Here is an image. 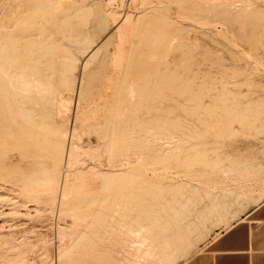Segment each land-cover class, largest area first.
Here are the masks:
<instances>
[{
	"label": "rangeland",
	"instance_id": "1",
	"mask_svg": "<svg viewBox=\"0 0 264 264\" xmlns=\"http://www.w3.org/2000/svg\"><path fill=\"white\" fill-rule=\"evenodd\" d=\"M71 3H70V2ZM62 0V1H59V3H58V7H55L54 9H58L59 11L60 10H62V9H66V8H70V7H72V8H74V7H76V6H78V4L79 3H82L83 4V6L82 5H79V6H82V7H84L86 10H90V16L88 17V19H87V29H88V31H89V33H88V35H92L91 36V40H93L92 42H94L95 44H99V43H101V42H103V39H104V42L106 41L107 42V49H105L104 48V50L102 51V53H101V55H100V57H99V59L98 58H96V60L95 59H93V61L91 62V65L89 64L88 66H87V69L86 68H84V65H82L84 62H85V58H86V56H85V58H84V56H82L81 58H80V60H79V65H78V63H77V70L75 69V71L73 70V72H72V74L70 75V78H71V80L73 79V80H75V81H73L74 82V84L72 83L71 85H70V87H71V91H73L72 93V95L70 94V96H72V98L70 97L69 98V100L66 102V103H62V107L60 108V115H59V117L58 118H56L55 116V114L54 115H50V116H48L47 118H46V124L45 125H47V126H52V125H54V124H59V126H60V128H61V130H65V131H68V136H67V139H66V145H67V147L69 146V144L68 143H71V144H75V145H77V147H80V148H77V149H79V150H77L78 151V154L79 155H81V157L78 155V158H76L74 161H72V163L71 164H65V162L67 161V159H66V157L67 156H65V158H64V162L61 164V166H60V171H59V176L61 177V183H62V181L64 180V177L66 176L65 174H67L66 173V171L68 172L69 171V173H71L72 172V170L73 171H75V172H72L73 173V177L75 176V173H81V174H85V178H87L85 181V183H88L87 184V186L89 185V184H93V185H91V187H93V188H95L96 189V187H94L95 185L97 186V187H101L100 189H97V192H95L94 190H92L93 188H91L90 186H89V188H87L85 191H87L88 189L90 190H88V193L87 192H83L82 193V191H84V190H80V184H81V182H78L77 181V179H75L74 180V178H73V180H74V182H72L71 181V183H75V181L76 182H78V185L75 183V185L73 186L71 183H69L70 182V180L69 181H67L66 183H69V186H70V184L72 185V187L70 186H68V184L64 187L63 186V183H62V185L60 184L58 187H57V191H56V195H55V202L52 204V203H47L46 201H43V200H41V202L39 203V205L40 204H42L40 207L41 208H45V211H30V212H28L27 211V214L24 212V211H22V212H24L25 214H23L24 216H21L22 214H20L21 213V211H17V213H15L16 211H10L9 210V208H7V207H9L10 205H9V203L6 201V200H3L5 203H6V205H5V203L4 202H2V199H4V197H6L5 196V194H7V193H11V191L9 190V187L7 188V190H5L4 192L2 191V192H0V196H3V197H1V202L2 203H4V205L1 203V206L3 205V206H6V207H3L2 206V208H1V206H0V208L2 209H0V217L1 216H3V217H1V219H0V221H2V227L4 228V229H2L1 227H0V243L2 244V246H0V264H18V262H19V264H131L133 261H131V260H127L126 259V257H125V255L127 256V258H129L131 255L129 254V253H126V252H130L129 250L131 249L132 250V248H129V247H131V246H129V244H130V242H131V244H134V247H136L137 246V243H134L136 240H137V238H139L138 237V235H137V231L139 230V229H137V228H141V226H143V225H145L146 227H148L149 229H151L150 231H158L159 233H167L168 232V234H170V235H172V236H174V237H176V235H182V236H189L190 238H191V242L187 245V247H186V250H184L182 253H183V256H185L186 258L187 257H191L192 255H194V254H196V253H198V252H200V251H202V245H203V242L204 241H207L209 238H213V239H216L218 236H219V234L218 233H216L217 231H216V229L217 228H224V227H228L227 225H230L231 224V222L234 220V218H235V216L236 215H239L240 213H242L245 209H246V207L248 206V204H249V202H250V200H251V198L252 197H254V199L256 198V197H260L261 196V194H262V191H263V189H264V149L262 148L263 147V145H264V0H207V1H205V0H190V2L188 1V0H186L184 3L183 2H181L182 0H175L176 2H177V4L179 3V4H181V3H183L182 5H178V6H182V8L181 7H179V10H181L180 11V14L179 13H177V11L175 12L174 10H177L178 9V7H177V5H176V2H174V0H169L170 1V3H172V4H169V2H168V4L166 5V1H168V0H156V1H158L160 4L161 3H163V1L165 2L164 4H161V6H162V8H163V6H164V8L167 10V11H165V9H164V11H163V9L162 8H160L161 6H160V4L158 3L157 4V2H155L156 4H154L153 2L155 1V0H148V1H150V3H148L149 4V6L151 5V2H152V7L150 6H147L146 4H143V2H146V1H143L142 2V4L143 5H139V4H141V2H139L140 0H129L130 1V4L129 5H131V6H128L127 4L129 3V1L128 0H115V1H113V0H111L110 2H106V1H109V0H85V3L86 4H84V0ZM87 1H88V3H87ZM134 1V2H133ZM139 2V3H136V2ZM142 1V0H141ZM162 1V2H161ZM180 1V2H179ZM184 1V0H183ZM205 1V2H204ZM61 2V3H60ZM69 2V3H68ZM76 2V4H74ZM91 4H90V3ZM97 4H96V3ZM121 2V3H120ZM128 2V3H127ZM133 2V4H135V5H133V4H131ZM66 3H68V4H66ZM92 3H93V5H92ZM105 3H107V4H105ZM190 3V5H188ZM0 4H2V1L0 0ZM59 4H61V5H59ZM110 4V5H109ZM122 4V5H121ZM174 4V5H173ZM75 5V6H74ZM87 5V6H86ZM88 5H91L90 7H88ZM97 5V6H96ZM119 5H121V6H119ZM136 6L137 7V5H139L137 8H135V7H133V6ZM158 5V6H157ZM172 5V6H171ZM186 7H185V6ZM199 5V6H198ZM94 6H96V8L98 9L97 11H98V13H97V11H95V9L96 8H94ZM100 6V7H99ZM102 6V7H101ZM109 6V7H108ZM140 6H142V7H140ZM145 6V7H144ZM153 6H157L158 8H160V9H162V15H160L161 14V11H160V9H158L157 7L153 10V11H151L152 9L151 8H153ZM165 6H170L169 8L168 7H165ZM176 6V7H175ZM188 6V7H187ZM88 9H87V8ZM112 7V8H111ZM147 7V8H146ZM173 7H175V8H173ZM183 7H185V8H187V9H184ZM215 7V8H214ZM217 7V8H216ZM109 8H111V9H109ZM129 8H132V9H129ZM143 8V9H142ZM172 8V9H171ZM188 8H189V11H188ZM200 8V9H199ZM201 8H202V10H201ZM104 9V10H103ZM134 9V10H133ZM135 9H138V10H135ZM142 9V11H140ZM145 9H149V11H147L148 13H150V14H147V12H146V10ZM158 9V10H157ZM174 9V10H173ZM182 9H183V12H182ZM204 9H205V11H204ZM209 11H208V10ZM212 9V10H211ZM58 10H56L57 12H58ZM93 10V11H92ZM100 10V11H99ZM103 10V11H102ZM109 10V11H108ZM112 10L114 11V12H112ZM129 10V11H128ZM170 11V13L168 14V12ZM191 10V11H190ZM251 10V11H250ZM1 11V10H0ZM95 11V12H94ZM102 11V12H101ZM105 11V12H104ZM107 11V12H106ZM123 12V13H121V17L120 18H118V15H119V13L120 12ZM131 14V13H133L134 11H136V12H134V15H132L133 16V18L132 19H134V20H136L137 19V21H139V23H137V25H139L138 27H139V32H141V30H143L144 31V29L143 28H145V26H147L145 23L146 22H148V20H146V19H151L152 18V21H154V16H156V13L154 14L153 12L154 11H158L157 12V16H156V18H155V21L154 22H152V23H154L153 25L151 24V22L150 23H147L148 25L150 24V26H153L154 28H150V29H155V28H157L158 26H161L160 24L163 22V26H167V25H169L170 23L172 24V26H171V24L169 25V27L167 26V28L169 29H166V27L164 28L163 27V29H164V31L166 32H168L169 31V33L170 32H172V29H173V32L172 33H174V32H176L177 34L175 35V34H171L170 33V35H171V37L172 36H176V38H175V41H174V39L173 40H171V43H168L167 42V40L165 41V43H163V44H161V46L163 45H168L169 44V46H167L168 47V52H166L165 54H167L168 53V55L170 56V57H167V59L169 60H165V63H166V66H164L165 65V63L163 62L164 60H162V57H161V55L160 54H163V51L165 52L166 51V49H167V47L164 49V47H161L160 45H159V47H161V50L159 51L158 50V55H156L157 54V49H160L159 47H155L154 46V48H153V50H155V53H154V56L156 55V56H158L157 57V60H159V61H157L155 58L154 59H150L151 60V62L152 61H154L155 62V60H156V62H160V64L157 66V63H154V62H152L151 63V65H153V66H151V65H149L148 67H149V71H150V75H146V73L147 74H149V71H147V69H148V67H145L146 66V61H147V63H149V61H148V58L147 57H149V58H151L150 56H152V58L154 57L152 54L153 53H151V51L153 52V50H152V48L150 47V48H148V46H150V44L148 43V46H146V45H144L143 47H145V50H143V55L145 54H147L145 57L143 56V59H142V63L143 64H141L142 66L141 67H143V68H141L140 67V75H141V73L143 74V72H145L144 74L146 75H144L145 77H147V78H145L144 77V79H142V84H143V87L141 86L140 88L142 89V88H146V89H142V91H144V92H141V94L140 95H142L141 96V98H139L138 99V97L137 98H135V99H133L134 101L136 100V102H134V101H132L131 102V100H130V98H129V96H127V93H128V91H127V89H124V88H127V84H125V86H124V88H122V91H123V89H124V95H126L127 97H124V99H121L120 101L118 100V101H115V102H118V103H114L113 101H107L108 99L106 98L107 96H105L106 95V93H113V91H111V90H109L108 89V91H107V89L105 88L104 90H106L107 92L106 93H104L105 91L103 90V86H105L104 84H103V86L101 85L104 81L101 79V76L103 75V72H104V70H103V68H104V65L102 64V61L100 60L101 59V56L102 55H104V53H106V50H110V48H113V47H111V46H113V43L117 40V37H116V39H113V38H115V37H113V36H115V35H112V39H111V33L110 32H113L112 34H115L114 32H115V28H116V23L117 22H121V20H122V18L123 17H126V14L128 13V12ZM131 11H133V12H131ZM138 11V12H137ZM151 11V12H150ZM186 11V12H185ZM207 11V13H206V15H205V12ZM211 11V12H210ZM213 11V12H212ZM246 11H248L246 14H249V16L247 15V17H246V14H245V12ZM253 11V13L251 14V12ZM93 12H94V16H95V18L97 19H94V16H93ZM104 12V13H103ZM112 12V15L114 16V14L115 15H117V19H115L116 18V16H114L113 17V20H111V21H116L117 20V22H115V24H114V22H112L111 24H109L111 21H109L110 19H112V18H110V17H112L111 16V14L110 13ZM116 12V13H115ZM165 12V13H164ZM174 12V13H173ZM182 12V13H181ZM203 12V13H202ZM210 12V13H209ZM100 13H101V15H100ZM107 13V14H106ZM118 13V14H117ZM126 13V14H125ZM128 13V14H129ZM138 13L140 14V15H138ZM152 13V14H151ZM176 13H177V15L179 14L180 15V17L181 16H183V15H185L186 16V14L188 15L187 17V19L186 18H183V17H179L178 16V18H177V15H176ZM184 13H186V14H184ZM105 14V15H104ZM129 14V15H130ZM145 14H147V15H145ZM165 14V15H164ZM172 14V15H171ZM181 14H183V15H181ZM191 14V15H190ZM201 14V15H200ZM96 15H97V17H96ZM107 15L109 16V17H107ZM141 16L142 18H140V19H138V18H136V16ZM149 15L151 16V17H149ZM166 15H168V16H166ZM172 17V18H170V16ZM175 15V16H174ZM200 15V16H199ZM202 15H205V16H202ZM207 15H209V16H207ZM255 15V16H254ZM92 16V17H91ZM135 16V17H134ZM153 16V17H152ZM158 16H164V18L163 19H159L158 18ZM166 16V17H165ZM184 16V17H185ZM192 16V17H191ZM201 17V18H199V17ZM91 17V18H90ZM147 17V18H146ZM149 17V18H148ZM175 17V18H174ZM90 18V19H89ZM108 18H109V20H108ZM136 18V19H135ZM145 18V19H144ZM182 18L185 20H182ZM92 19H93V21H92ZM115 19V20H114ZM159 19V20H158ZM164 19H165V21L168 19H172L171 21L169 20H167V22H170L169 24H166L167 22H165L164 23ZM177 19H180V20H177ZM204 19V20H203ZM253 19V20H252ZM92 21L93 22V24L92 23H90V21ZM96 20V21H95ZM226 20H228V21H226ZM102 21V22H101ZM140 21H141V23H140ZM156 21H158V22H156ZM173 21V22H172ZM177 21H178V23L179 24H182V25H180L179 26V24L177 23ZM184 21V22H183ZM208 21H211L210 23H208ZM222 21H225L226 22V25H225V22L224 23H222ZM95 22V23H94ZM134 22H136V21H134ZM160 22V23H159ZM206 22V23H205ZM227 22H228V24H227ZM92 24V25H90V24ZM159 23V25H157L156 26V24H158ZM184 23H185V25H184ZM208 23V24H207ZM114 26H113V25ZM142 24H144V25H142ZM213 24V25H212ZM215 24V25H214ZM90 25V26H89ZM111 25H112V27H111ZM173 25H175L176 26V28L179 26V28L180 27H182V26H184L181 30L180 29H178V30H176L175 29V26H173ZM204 25V27L202 28V26ZM206 25V26H205ZM207 25H209V27L207 26ZM223 25V26H222ZM93 26V27H92ZM109 26V27H108ZM144 26V27H143ZM156 26V27H155ZM185 26L186 27H188L187 29H185ZM210 26H211V28H210ZM213 26H214V28H213ZM243 26V27H242ZM90 27H91V29H90ZM114 27V28H113ZM224 27V28H223ZM226 27V28H225ZM231 28V29H229V31H228V28ZM101 28H102V30H101ZM112 28L114 29L113 31H112ZM140 28H141V30H140ZM172 28V29H171ZM204 28H206L207 29V31H206V29H204ZM232 28L234 29V30H232ZM251 28V29H250ZM92 30V31H95L96 29V31L95 32H97V33H95V32H91L90 30ZM147 28H145V30H146ZM214 29V30H213ZM225 29V30H224ZM263 29V30H262ZM205 30V31H204ZM227 30V31H226ZM235 30H237V31H235ZM243 30V31H242ZM179 31V32H178ZM186 31H187V33H186ZM91 32V33H90ZM189 32V33H188ZM202 32H204V33H202ZM205 32H206V34H205ZM215 34H214V33ZM255 32V33H254ZM96 35H95V34ZM169 33H167V35H169ZM258 33V34H257ZM150 34V33H149ZM181 34H183L182 36H180ZM185 34V35H184ZM188 34V36L186 37V35ZM205 35V36H201V35ZM213 34V35H212ZM218 34H219V38L217 37L218 36ZM94 35H95V38H94ZM137 35H140V34H137ZM141 35H144V33H141ZM145 35H147V36H149L148 35V33L147 34H145ZM189 35H191V36H189ZM209 35V36H208ZM215 35V36H214ZM223 38H222V37ZM263 36V37H262ZM184 37H186V38H184ZM225 37V38H224ZM228 37V38H227ZM173 38V37H172ZM171 38V39H172ZM182 38H184V39H182ZM188 38H189V40H188ZM193 38V39H192ZM197 38V39H196ZM102 39V40H101ZM182 39V40H181ZM187 39V40H186ZM191 39H192V41H191ZM195 39V40H194ZM108 40H110V41H108ZM203 41L202 42V44H201V42H198V41ZM217 40H218V42H220L219 44H217ZM100 41V42H99ZM111 41L113 42V43H111ZM188 41H189V43H188ZM195 41H197V43H194ZM255 41V42H254ZM259 41V42H258ZM105 42V43H106ZM109 42L111 43V45L109 44ZM193 42V43H192ZM177 43V44H176ZM171 44V45H170ZM189 44V45H188ZM196 44H198L197 46H196ZM180 45V46H179ZM181 45H183V46H181ZM187 45V46H186ZM190 45H191V47H190ZM195 45V46H194ZM108 46H110V47H108ZM180 47V49H178L177 47ZM193 46V47H192ZM202 46H204V47H202ZM205 46H206V48H205ZM208 46H209V49H208ZM147 47V48H146ZM170 47V48H169ZM182 47V48H181ZM164 50H163V49ZM177 48L178 50H175V49ZM201 48H203V49H201ZM142 49H144V48H142ZM149 49H151V51H149ZM189 49V50H188ZM187 50L189 51V52H187ZM162 51V52H161ZM172 51V52H171ZM183 51H186L185 53L183 52ZM148 52H150L151 53V55L149 56L148 55ZM149 53V54H150ZM164 55V54H163ZM162 55V56H163ZM168 55H164V56H168ZM163 56V57H164ZM102 58H103V56H102ZM146 58V59H145ZM166 58V57H165ZM164 58V59H165ZM162 61H161V60ZM84 60V61H83ZM143 60H146V61H143ZM178 60H179V62H178ZM97 61H98V63H97ZM173 61V63L174 64H170L171 62ZM183 63H182V62ZM83 62V63H82ZM145 62V63H144ZM163 62V63H162ZM170 62V63H169ZM178 62V63H177ZM82 63V64H81ZM162 63V64H161ZM169 63V64H168ZM179 63L181 64V67H180V65H179ZM186 63V64H185ZM92 64H93V66H92ZM145 64V65H144ZM182 64H184V66L185 67H183L182 66ZM174 65H176V67L174 66ZM188 65V66H187ZM80 66V67H79ZM90 66V67H89ZM102 66H103V68H102ZM171 66V67H170ZM190 66L193 68V70L190 72V70L192 69H188V68H190ZM82 67H83V69H82ZM101 67V68H100ZM153 67H155V68H153ZM161 67V68H160ZM162 67H164L165 69H163ZM179 67V68H178ZM187 67V68H186ZM220 67V68H219ZM158 68V69H157ZM159 68H160V70H159ZM167 68H168V70H167ZM175 68H177V69H175ZM195 68V69H194ZM197 68V69H196ZM81 69H82V71H81ZM146 71H145V70ZM158 71H161V76H160V73H159V71L157 72L156 70ZM173 69V70H172ZM203 70V71H201V70ZM144 70V71H143ZM152 70V71H151ZM163 70H165V71H163ZM176 71L175 73H177L178 72V74L180 75V74H184V76H179V77H181V78H179L178 77V74H175L174 72H172V71ZM183 70H185L184 72H183ZM188 70V71H187ZM200 70V71H199ZM143 71V72H142ZM179 71H180V73H179ZM196 71H198V72H196ZM84 72H86V73H84ZM171 74H173L172 76L170 75V73ZM189 72V73H188ZM193 72H194V74H193ZM196 72V73H195ZM201 72V74L204 76V74H205V76L207 77L206 79L201 75V74H199ZM236 72H238V73H236ZM78 73V74H77ZM81 73H83V74H81ZM168 73H169V76H168ZM204 73V74H203ZM86 74H88V75H86ZM90 74V75H89ZM102 74V75H101ZM158 74V75H157ZM186 74H188V75H186ZM196 74H198V77H197V75ZM217 74V75H216ZM74 75V77H72ZM81 75H82V77H81ZM92 75V76H91ZM95 77H94V76ZM98 75V76H97ZM186 75V76H185ZM190 75V76H189ZM192 75V76H191ZM84 76V77H83ZM87 76V77H86ZM89 76H90V79H88L89 78ZM142 76V75H141ZM151 77V76H153V77H151V78H148V77ZM173 76L175 77L174 79H173ZM188 76V77H187ZM193 76H196V78L194 79H192L191 80V78L193 77ZM200 76V77H199ZM201 76H202V78H204L206 81H203V79L201 78ZM80 77H81V80L82 79H84L85 80V84H87V86H88V83H89V87H90V90H89V87L87 88V86L86 85H84V87H86V88H84L85 89V92L87 93V91H89V95H91V97L89 96L88 97V95L85 93V92H83L82 94L81 93H79V86H78V84L81 82V80H80ZM86 77V78H85ZM162 77L164 78V77H167V78H165V79H163V80H165L166 82H167V80H168V82L166 83L165 81H162L161 79H162ZM170 77V78H169ZM187 77V78H186ZM209 77V78H208ZM231 77V78H230ZM93 78H95V79H93ZM98 80H97V79ZM152 78H154V79H152ZM172 78V79H171ZM177 78V79H176ZM198 78V79H197ZM200 78V79H199ZM86 79H87V81H86ZM145 79L147 80V81H145ZM151 79V80H150ZM171 79V80H170ZM180 79V80H179ZM186 79L188 80V81H186ZM221 79V80H220ZM232 79V80H231ZM88 80H92L91 82V85H90V81H88ZM95 80H96V82H95ZM143 80H144V82H143ZM151 81V82H149V81ZM153 80V81H152ZM159 80H160V82H159ZM177 80V81H176ZM196 80H198V81H196ZM200 80V81H199ZM202 80V81H201ZM156 81V82H155ZM165 82V83H163L162 84V82ZM169 81H170V83H169ZM175 81H176V83H175ZM179 81V82H178ZM183 81H185V82H188V83H184ZM189 81H191V82H189ZM193 81V82H192ZM195 81V82H194ZM225 81V82H224ZM78 82V83H77ZM88 82V83H87ZM102 82V83H101ZM140 82V83H141ZM146 82H149V83H146ZM153 82L155 83V84H153ZM202 82V84H200ZM206 82V83H205ZM100 85H99V84ZM172 83V84H171ZM204 83V84H203ZM210 83V84H209ZM230 83H232V84H230ZM233 83H234V85L235 86H233ZM238 83V84H237ZM142 84H140V85H142ZM145 84V85H144ZM147 84V85H146ZM164 84H166V86L164 85ZM170 84V85H169ZM206 84V85H205ZM215 84V85H214ZM72 85H74V86H72ZM80 85V84H79ZM116 85V84H115ZM114 85V86H115ZM159 85V86H158ZM203 85V86H202ZM226 85V86H225ZM99 86H100V88H99ZM205 86V87H204ZM73 87V88H72ZM116 87V86H115ZM202 88H203V92H202ZM74 89H78L77 91L75 90L74 91ZM114 89V88H113ZM206 91H205V90ZM213 89V90H212ZM178 90H179V92H178ZM229 91V94H228V91ZM101 91V92H100ZM104 91V92H103ZM126 91H127V93H126ZM177 91V92H176ZM222 93H221V92ZM225 91H227V92H225ZM90 92H92L91 94H90ZM97 92V93H96ZM200 92V95L198 96L197 94ZM201 92L203 93V94H201ZM75 93V94H74ZM85 93V94H84ZM99 93V94H98ZM123 93V92H122ZM126 93V94H125ZM220 93H221V95H220ZM78 94H80V95H78ZM102 94V95H101ZM205 94L207 95V96H205ZM82 95H83V97L84 98H82ZM92 95H93V97H92ZM99 96L98 98H96L97 96ZM140 95H139V97H140ZM196 95V97L198 98H196V97H194ZM74 96V97H73ZM87 96V97H86ZM102 96H105V97H103V98H105V100H102L103 98H102ZM223 96V97H222ZM101 97V99H99ZM81 100H80V99ZM86 98V99H85ZM89 98H90V100L92 99V100H94L93 102L92 101H90L89 102ZM94 98V99H93ZM192 98H196V101L194 100V99H192ZM209 98V99H208ZM213 98V99H212ZM76 99V100H75ZM77 99H79L78 101H77ZM84 99H85V102H83L84 101ZM98 100V102H97V100ZM219 99H220V101H222V103L219 101ZM102 100V101H101ZM192 100H194L195 102H193ZM197 100H199V101H197ZM201 100V101H200ZM88 101V102H87ZM95 101L98 103H95ZM103 101H105L106 103L105 104H103ZM140 103H139V102ZM192 101V102H191ZM223 101H224V103H223ZM76 102H78V103H76ZM120 102L123 104V105H125L126 107H125V109L124 108H122V105L120 106ZM124 102V103H123ZM138 102V103H137ZM200 102V103H199ZM71 103V104H70ZM90 103H91V105H90ZM112 103H113V105H114V107H115V105L116 104H118V106L116 105V110H115V108L113 107V106H111L112 105ZM131 103V104H130ZM133 103H135V104H133ZM195 103H197V104H195ZM204 103H206V105L208 106L209 105V109H208V107L207 106H205V104ZM70 106V109L68 108L69 106ZM76 104H78L77 105V108H76ZM84 104V105H83ZM133 104V105H132ZM138 104V105H137ZM77 110L76 112L74 111V108H72V106ZM80 105V106H79ZM88 105H90V106H88ZM99 105V106H98ZM100 105H101V107H108L109 106V109L108 108H105V112L104 113H106L107 111H106V109H108V114L106 115V117L105 116H103V114L102 115H100V112L102 113L103 112V110H104V108H103V110H101L102 108L100 107ZM129 105V106H128ZM135 105V106H134ZM194 105V107H191V106H193ZM199 106V107H201V110H199L200 108H196L197 106ZM68 106V107H67ZM83 106V107H82ZM85 106H87V107H85ZM188 106H189V108H188ZM207 107V109H204L203 107ZM93 107L95 108L94 110H92L93 109ZM101 110H98V108ZM111 107H113L112 109H111ZM124 107V106H123ZM127 107H130V109H131V112H129V111H127L126 112V110L127 109H129V108H127ZM135 107V108H134ZM137 107V108H136ZM141 107V108H140ZM184 107V108H183ZM185 107H187L188 108V110L185 108ZM190 107L192 108V109H190ZM66 108H68V109H66ZM120 108L121 109H123V113H128V114H126L127 116L129 115L130 117H125V118H127V119H125V120H127L126 121V123H124V124H127V122H129L127 125H129L128 127H127V125H125V128L127 127L128 129H126L125 131H127L126 133H127V135L125 134V140L128 138V142L129 143H127V140L126 141H123V142H125V143H120L121 141H118L119 140V138H120V135H118V134H120V125H121V123H122V121L124 120H122L121 122L119 121L118 122V120H119V115H121L120 116V118H123L124 117V114H123V117H122V114H120V112H121V110H120ZM127 108V109H126ZM133 108V109H132ZM218 108V109H217ZM226 108V109H225ZM244 108V109H243ZM84 109H87V110H84ZM129 109V110H130ZM135 109H137L138 111H136V112H133V114H132V111L133 110H135ZM198 110V112H195L194 110ZM203 109V110H202ZM70 110V111H69ZM90 110L92 111V112H96V111H98V114L100 115H98V114H95V112H94V114H95V117H93V113H91L90 112ZM124 110H125V112H124ZM186 110V111H185ZM189 110H193L195 113H193L192 111L190 112ZM64 111V112H63ZM83 111V112H82ZM90 112V113H88V112ZM110 111H111V114H110ZM112 111H113V114H112ZM115 111V112H114ZM120 111V112H119ZM205 111V112H204ZM208 111H210L209 113H208ZM223 111V112H222ZM79 112V115L77 114ZM190 112V113H189ZM242 112V113H241ZM67 113H68V116H67ZM70 113V114H69ZM83 115H85V116H83ZM191 113H193L194 115L196 114L197 115V119L196 120H194L196 117L193 115L192 117H190L189 116V114H191ZM200 113V114H203L204 115V117H205V115H206V120H208V121H205L206 123H210V121H211V119H213L212 121L214 122V123H216V121H217V123H218V125H220L221 126V131H220V126H217V124H214V125H212V121H211V123H210V125L212 126V127H218V128H215V129H213L212 130V127L209 125H207L205 122H201V123H199L198 121H204L205 119H203V115H198V114ZM206 113V114H205ZM208 113V114H207ZM229 113V114H228ZM237 113V114H236ZM73 114V115H72ZM77 116V117H75V115ZM115 114V115H114ZM136 114V115H135ZM188 114V115H187ZM213 114V115H212ZM219 114H220V116H219ZM234 114H236L237 115V117L238 116H242L244 119H242V121H240L241 120V118L240 117H238V118H240V120L239 119H237V117H236V115L235 116H233L232 117V115H234ZM69 115H70V117H69ZM82 117H81V116ZM89 115H90V117H89ZM97 115V116H96ZM110 115H113V116H110ZM53 116V117H52ZM87 116V118H86V120L88 119V123L87 122H83V123H81V125H79L80 124V122L84 119V117H86ZM108 116H110V121H107V119L109 118ZM134 116V117H133ZM213 116V117H212ZM66 117H68V118H66ZM91 117H92V120H91ZM112 117H113V121H112ZM195 117V118H194ZM201 117H202V119L203 120H199V119H201ZM234 117H236V118H234ZM247 117H249V119L247 120L246 118ZM54 118V119H53ZM64 118V119H63ZM71 118V119H70ZM79 118H81L80 120H78ZM95 118V119H94ZM103 118V119H102ZM106 118V119H105ZM131 118V119H130ZM199 118V119H198ZM208 118V119H207ZM209 118H211V119H209ZM228 118V120H227V122L229 123V126H228V123L225 121L226 119ZM231 118H232V120H233V118H234V120L232 121L231 120ZM258 120H257V119ZM59 119V120H58ZM75 119V121H73ZM192 119V120H191ZM230 119V120H229ZM254 119V120H253ZM256 119V120H255ZM50 120H52L51 122H50ZM57 120V121H56ZM61 120V121H60ZM68 120V121H67ZM76 120H78V123H77V121ZM89 120H90V124H89ZM104 120V121H103ZM106 120V121H105ZM116 122H115V121ZM121 120V119H120ZM125 120H124V122H125ZM129 120V121H128ZM135 120V121H134ZM210 120V121H209ZM246 120V122L245 123H247V124H249V122H251L250 123V125H247V124H244V121ZM251 120V121H250ZM261 120H263L262 122H260ZM49 121V122H48ZM66 121L68 122V123H66ZM80 121V122H79ZM84 121V120H83ZM111 121H112V123H111ZM178 121V122H177ZM189 121H195L196 122V125L197 126H195V123L193 124V122L191 123V122H189ZM218 121H220L222 124H219V122ZM230 121V122H229ZM231 121H232V123H231ZM237 121L240 123V124H244L245 126H247V127H245L243 124V126L241 127V126H239L238 124H237ZM249 121V122H248ZM56 122V123H55ZM91 122H93V123H91ZM106 122L108 123V125H106ZM118 122V123H117ZM189 122V123H188ZM254 122V123H253ZM72 123H74V124H72ZM87 123V124H86ZM111 123V124H110ZM114 123L116 124L115 126H114ZM167 123H169V125L171 124V125H173L171 128H169L170 126L169 125H167ZM180 123V124H179ZM191 123V127H193V125L196 127H193V128H191L190 126V128H191V130H192V132L194 133H190L191 132V130L189 131L187 128H189V127H187V125H189ZM198 123V124H197ZM67 124V126H68V128H67V126L65 127V125ZM84 126H86V127H82L83 125ZM100 124L101 125H103L104 127H100ZM133 124V125H132ZM174 124L175 125H177V126H174ZM178 124H179V126H181V127H178ZM193 124V125H192ZM232 126H231V125ZM70 125V126H69ZM78 125V126H77ZM107 126V129H106V126ZM110 125H111V127H110ZM119 125V126H118ZM206 125V126H205ZM237 125V126H236ZM252 125H254V127H252V128H255V129H251V127H250V131H248L249 130V127L248 126H252ZM91 126V127H90ZM118 126V127H117ZM168 126V127H167ZM203 126H205L204 128H201V127ZM207 126L210 128L211 127V130H209L208 129V131L206 130V133L208 132V134H206L205 133V131L203 130V129H205V128H207ZM226 126H227V128H226ZM70 127H73L72 129H70L69 130V128ZM82 127V128H81ZM97 127H99V128H97ZM130 127V128H129ZM197 127L199 128L198 130H197ZM225 127V128H224ZM228 127H229V130H230V133L232 134V136L230 135V133H229V131H228ZM233 127V128H232ZM241 129H243V130H245V131H243V130H241ZM260 127H262L261 129H260ZM50 128V127H49ZM65 128H67V129H65ZM88 128H91V129H88ZM102 128V129H101ZM105 128V129H104ZM109 128H111L112 130H110ZM118 128V129H117ZM145 128L147 129L148 128V130H145ZM236 128V129H235ZM259 128V129H258ZM80 129V130H79ZM84 129V130H83ZM89 130V132H92V133H88V130ZM103 129L106 131L105 132V135H103L104 133V131H103ZM109 129V130H108ZM152 129H154V130H152ZM161 129H163V131H161ZM167 129V130H166ZM219 129V131H220V133L222 134V136L220 135V138H216V137H218L219 135H216L215 133H217L218 131L217 130ZM238 129H239V131H238ZM256 129H257V131H256ZM91 130V131H90ZM93 130V131H92ZM132 130V131H131ZM152 130V131H151ZM197 132H199V134H195V133H197ZM225 130H227L228 132H226ZM237 132H236V131ZM257 132V133H255V131ZM259 130H261V132L259 131ZM75 131H77V134L79 133V135L81 136L83 133V138H82V136L80 137V139H79V135L77 136L76 135V132ZM81 131H82V133H81ZM99 131V132H98ZM119 132L118 134H116V132ZM133 132V133H131V132ZM148 131V132H147ZM158 132L157 133V135H155V136H153L154 134V132ZM161 131V132H160ZM195 131V132H194ZM214 131H217V132H214ZM244 132V133H242V132ZM259 131V132H258ZM70 132L72 133H74L75 135H74V137H71V135H70ZM109 132H111L110 134H109ZM145 132H147V133H145ZM153 132V133H152ZM174 134H173V133ZM202 132H204V134H206L207 135V137H209V139L207 138V137H205V138H203L204 136H206V135H201V134H203ZM213 134H211V133ZM214 132V133H213ZM226 132V133H225ZM241 134H240V133ZM245 132H246V134H245ZM252 132V133H251ZM254 132V133H253ZM85 133H88V134H85ZM131 133V134H130ZM149 133H150V135H149ZM152 133V134H151ZM164 135H163V134ZM192 134V135H195V136H197V137H195V136H187V134ZM225 133V134H224ZM229 135H228V134ZM235 133H238V134H235ZM249 133V134H248ZM250 133L252 134V135H250ZM90 134V135H89ZM129 134V135H128ZM156 134V133H155ZM161 134V136H158V135H160ZM182 134V135H181ZM209 134H211V135H209ZM214 134L216 135V137L214 136ZM224 134V135H223ZM233 134H235L236 135V137L233 135ZM257 134V135H256ZM86 135V136H85ZM109 135H111L110 137L112 138V139H108V138H110L109 137ZM163 135V136H162ZM198 135H201V137H198ZM239 135H241L242 136V138L240 139V137L241 136H239ZM260 135V136H259ZM262 135V136H261ZM69 136L72 138V140H71V138H70V140L71 141H69ZM89 136H91L90 138H88ZM103 136V137H102ZM116 136H118L117 137V141H118V144L117 145H119L120 146V144H124L123 145V149H120V148H118L119 146H116V148H118V149H114L113 148V144H111V143H113L112 141H110L111 143H109V140H113V138H114V140L116 141V139H115V137ZM128 136V137H127ZM131 136V137H130ZM203 136V137H202ZM228 136V137H227ZM231 136V137H230ZM256 136H257V138H256ZM86 137V138H85ZM151 137V138H150ZM160 137H162V139L160 138ZM186 137V138H185ZM192 137H194V138H192ZM213 137H215V138H213ZM221 137H222V139H221ZM225 137H227V139L225 138ZM229 137H230V139H229ZM249 139H247V138ZM249 137H251V138H249ZM255 137V138H254ZM92 138V139H91ZM99 138V139H98ZM100 138H102V140H105V138H106V140H108V141H106L105 140V142L107 143H109L108 144V146H110L111 147V145H112V148L111 149H109V147L107 148V149H105V147H106V143L104 142V141H102V140H100ZM123 138V139H124ZM159 138V139H158ZM163 138H164V140H163ZM183 138H185V139H188V143L186 142V140H183ZM192 138V139H191ZM196 138V139H195ZM233 138V139H232ZM238 138V139H237ZM244 138L246 139V140H244ZM254 138V139H253ZM258 138L260 139V140H258ZM74 139V140H73ZM80 141H79V140ZM88 139V140H87ZM183 141H182V140ZM256 139V140H255ZM79 142H78V141ZM91 141V143H90V141ZM92 140H93V142H92ZM152 140V141H151ZM180 140H181V142H180ZM206 140H208V142H207V144L205 143V141ZM219 140H220V142H219ZM225 140V141H224ZM226 140H227V143H226ZM238 140V141H237ZM251 140V141H250ZM253 140V141H252ZM76 141V142H75ZM87 141V142H86ZM88 141H89V144H87L88 143ZM149 141V142H148ZM152 143H151V142ZM195 141H197V142H195ZM200 141H202V142H200ZM212 141L214 142V144L216 143V141H217V143L215 144V146H214V144H213V146H212V144L210 145L209 143H212ZM224 141V142H223ZM243 141V143H241V142ZM248 141V142H247ZM258 141V142H257ZM105 143L103 146H102V143ZM148 142V143H147ZM185 143V145H184V143ZM192 142H194V143H192ZM218 142H219V144H218ZM254 144H253V143ZM257 143V145H256V143ZM259 142H261V144L259 143ZM81 143V144H80ZM93 143V145H91ZM120 143V144H119ZM146 143V144H145ZM164 143H167L166 145H167V147H169L168 149H169V152L167 151L168 149H167V147H165V144ZM191 143L192 144H195V143H198L199 144V146H200V144H202V143H204L203 144V146L201 145L200 146V148L201 147H205L206 148V150H205V148H201V149H203V150H201L200 148H199V146L197 147L196 145L194 146V145H191ZM224 143V144H223ZM249 143H251V144H249ZM70 144V145H71ZM115 144V143H114ZM129 146V148H124V146ZM129 144V145H128ZM169 144V145H168ZM187 144V145H186ZM188 144H190V146L188 145ZM206 144V145H205ZM209 144V145H208ZM228 144V145H227ZM240 144H242V145H240ZM89 147H88V146ZM116 145V144H115ZM145 145H146V147H145ZM148 145V146H147ZM152 145V146H151ZM156 145H157V147H156ZM159 145V146H158ZM205 145V146H204ZM227 146V148L228 149H232V150H229L228 151V149L224 146L223 148H220L219 146ZM234 145H235V147H234ZM253 145V146H252ZM256 145V146H255ZM93 146V147H92ZM100 146H101V148H100ZM164 148H163V147ZM191 146L192 147H194V149L197 147V148H199L198 150L201 152H199L198 150L197 151H195L194 149H191ZM212 146V147H211ZM219 147V148H217V147ZM221 146V147H222ZM239 146V147H238ZM243 146H246L245 147V149H244V147ZM250 146V147H249ZM81 147L83 148V149H81ZM90 147H91V151H93V153L90 151V153H87L86 152V154H83V150H88V148H89V150H90ZM99 148V154L97 153L96 154V151H97V148ZM155 147V148H154ZM161 147H162V149H161ZM185 147V148H184ZM207 147H210V149L209 148H207ZM233 147H234V149H233ZM253 147V148H252ZM257 147V148H256ZM84 148H86V149H84ZM94 148H95V151H94ZM154 148V149H153ZM157 148H159V150H161V153L162 154H164L165 152V154L167 155V156H165V154L164 155H157V156H159V157H163V158H165V157H174V162L172 161L173 160V158H172V160H171V157H170V164L168 165V163H167V165H168V167L166 166H164L165 164H166V160L165 159H161V160H163L164 162L163 163H161V164H163L162 166L164 167V168H166L165 170H164V168H161L162 166L161 165H159L160 164V161H158V160H155V158H154V155H156L157 154V152L156 153H154L155 151H157L158 149ZM177 148V149H176ZM190 148V149H189ZM213 148V149H212ZM243 148V149H242ZM249 148V149H248ZM251 148V149H250ZM261 148L263 149L262 151H261ZM44 148H42V149H39V151L41 152L39 155H40V157H39V160H38V162H37V164H36V168L37 169H43V167H44V165H45V163L47 162L46 160H47V158L46 157H43V154H45V153H42L44 150L46 151V148L43 150ZM93 149V150H92ZM113 149V150H112ZM119 149H120V151L121 150H123L124 151V149L126 150V151H128L127 149H129V151L128 152H126V151H124V152H126V153H123L122 151H121V154H120V151H119ZM157 149V150H156ZM187 149V152L185 151ZM214 149L215 150H217V149H219V150H217V151H214ZM223 149V150H222ZM12 151L13 150H15V149H11ZM11 150H8V151H6V152H3V150H2V152L4 153H2L1 155H0V158H1V164H0V167L2 168V167H4L5 165V167L4 168H0V176L2 177L1 179L2 180H6V182L5 183H7L8 184V182H9V184L11 183L10 182V179L12 178L10 175H12L9 171H10V169H11V166H12V169L14 170L15 169V167L13 166V164H17L16 163V161L20 158V156H19V152H18V150H15L14 152H13V156H10V155H12V151ZM107 150V151H106ZM109 150H112L113 151V155H112V152L111 151H109ZM174 152H173V151ZM179 150V151H178ZM184 150V151H183ZM189 150V151H188ZM221 150V151H220ZM238 150H240V152H238ZM48 151V150H47ZM46 151V152H47ZM81 151H83V152H81ZM108 151H109V154H111V155H109L108 154ZM115 151H119L118 153L117 152H115ZM162 151H164V153L162 152ZM183 151V152H182ZM193 151L196 153V155L197 156H195L194 155V153H193ZM203 151H204V153H203ZM222 151H223V153H222ZM231 151H233V152H231ZM253 151V152H252ZM8 152V153H7ZM18 152V154H14V153H17ZM111 152V153H110ZM173 152V153H172ZM182 154H181V153ZM185 152V153H184ZM189 152V153H188ZM198 152L200 153V155L198 154ZM213 152H215V153H217V154H215V156L216 157H214V159H213V156H214V153ZM229 155L230 153H232V155H229L230 157V159L227 157L228 155L226 154V153ZM234 152H236V154L234 153ZM255 152V153H254ZM11 153V154H10ZM95 153V156L97 155L99 158H98V161H97V156H96V158L94 157V155H93V158H91V156H92V154H94ZM122 153H123V155H122ZM159 154H160V152H158ZM170 153V154H169ZM193 155H192V154ZM212 153V154H211ZM218 153H219V157L217 156L218 155ZM221 153V154H220ZM237 153H240V154H237ZM250 155H249V154ZM254 153V154H253ZM7 154H8V156H7ZM84 156H83V155ZM89 154V155H88ZM91 154V155H90ZM124 154H125V156H124ZM127 154V155H126ZM169 154V155H168ZM180 154V155H179ZM188 154H190L189 156H187ZM202 154H203V158L201 157L202 156ZM205 154V155H204ZM208 154V155H207ZM224 154V156H221V155H223ZM250 156H248V155ZM4 155V156H3ZM17 155V157L16 158H14L15 156ZM46 155H47V153H46ZM46 155H44V156H46ZM122 157H121V156ZM141 155V156H140ZM178 157H176V156ZM192 155V157L190 158V156ZM199 155V156H198ZM209 155H211V158L210 159H212L211 160V163L214 165H211V164H206V162L207 163H210L209 161H210V159H209ZM226 155V156H225ZM237 156V157H234V156ZM239 155H241V156H239ZM244 156V158H241V157H243ZM1 156H3V159H2V157ZM42 156V157H41ZM108 156H111V157H108ZM180 156H181V158H180ZM206 156V157H205ZM233 156V157H232ZM254 156V157H253ZM5 157H6V159H5ZM10 157V158H9ZM12 157V158H11ZM82 157H83V162H85V164L83 165V162L80 160V158L82 159ZM121 157V158H120ZM176 157V158H175ZM183 157H185V159H192V161H194V160H196V158H197V160L196 161H198V165L196 164V166H200V167H196L194 164L196 163V162H192V161H190V160H188L187 162H183L184 163V165L183 166H181V167H184L185 165V168H180L179 167V165H181L180 163H182L181 161H180V159L182 160H184L185 161V159L183 158ZM196 157V158H195ZM208 157V158H207ZM224 157H226V158H224ZM253 157V158H252ZM256 157V158H255ZM42 158H44V159H42ZM45 158H46V160H45ZM108 158H110V161L108 160ZM124 158H126V160L128 159V161H126ZM141 158H143V159H141ZM217 158H219L220 160H222V162H220V160H218ZM228 158V159H227ZM234 158V159H233ZM252 158V160H250ZM14 159H16V161L14 160ZM120 159V160H119ZM154 159V160H153ZM158 159H160V158H158ZM167 159V158H166ZM177 159V160H176ZM199 159L201 160L202 159V164H201V162L199 161ZM215 159H217V161L215 160ZM232 159V160H231ZM235 159H236V161H235ZM238 159H240L239 161H238ZM243 159V161H242V163H241V160ZM246 159H248V161H244V160H246ZM253 159H255L256 161H254ZM3 160V161H2ZM5 160V161H4ZM9 160H12V162L11 161H9ZM123 161L124 163H120V161ZM127 162V163H125V161ZM168 160V159H167ZM182 160V161H183ZM205 160H206V162H205ZM8 161H9V163H8ZM43 161H45V162H43ZM80 161L82 162V164L80 163ZM146 163H145V162ZM151 161L153 162V167L155 168V170L153 169V167H152V165H149V164H152L151 163ZM154 161H155V163L157 164V162H158V168H159V166H161L159 169H161L162 170V172H168L167 174H168V176L167 175H165V173H160V170H157V165L156 164H154ZM176 161V162H175ZM179 161V162H178ZM204 161V162H203ZM231 161L233 162V165H232V163H231ZM3 162H4V164H3ZM5 162H7L8 163V165H9V167H8V165H7V163L5 164ZM10 162H11V165H10ZM40 162V163H39ZM110 162V163H109ZM162 162V161H161ZM168 162V161H167ZM190 162H191V164L193 165V166H191V164H190ZM220 162V163H219ZM235 162H236V164H235ZM248 162H249V164L251 163V165H253L252 167L250 166H248L249 164H248ZM38 163H39V165H38ZM44 165H43V164ZM174 163V164H173ZM231 164V166H230V164ZM245 164V166H243L244 164ZM261 164V166L263 167V170L262 169H260V172H258V170L259 169H257V167L258 168H261V166H260V164ZM67 165L66 167L67 168H65V165ZM77 164V165H76ZM93 164H96V165H98V166H100V167H96V165H93ZM125 164V165H124ZM149 165V167H151V168H149L150 170H152V173L148 170V165ZM175 164H179V165H175ZM188 164H190V165H188ZM221 164V165H220ZM224 164V165H223ZM248 164V165H247ZM3 165V166H2ZM40 165H42V166H40ZM72 165V166H71ZM76 167H75V166ZM91 165H92V167H91ZM114 165H116V166H114ZM122 165V167H124L123 169L125 170V169H127V170H129V173H130V175L129 174H127V176H129V177H127V178H130V182H129V180H126L125 179V181H126V184H124V185H130V188H129V186L128 187H125V188H123L122 186L120 187L119 186V184H121V183H123V182H121L122 180H124L123 178H125V177H123L122 178V176H125V174L124 175H119V174H114V173H116L117 172V170H119V169H121L119 166H121ZM147 165V166H146ZM174 165H175V167H174ZM206 165H207V168L210 170H208V171H206L207 170V168H206ZM210 165V166H209ZM219 165H220V167H219ZM236 166V168H237V170H236V168H235V170L236 171H233L234 170V168H233V166ZM39 166V167H38ZM71 166V167H70ZM74 166V167H73ZM88 166V167H87ZM93 166H95V168H97L98 170H102V171H104L105 172V170H106V172L107 171H110L111 170V174H108V177H113V176H116V179L115 180H112V178H108V180H109V182L111 181V185H113V187H111V185H106L107 184V182H106V184L104 183V190L102 189L103 188V184H101V183H103V182H105V180L107 179L106 177H104L105 178V180H104V178L102 177L103 175H100V176H97L98 178L97 179H101L100 177H102V179H101V181H103V182H100V180H98L99 182H100V184H96V183H98V181H96L97 179H96V177L94 178L93 176H96V175H98V170L97 169H95V168H93ZM142 166H145V167H147V170H145L146 168L145 167H142ZM156 166V167H155ZM179 167V169H175V168H177V167ZM189 166H191L192 168H193V170H191V167H189ZM227 166V168H228V166L229 167H232L231 169L230 168H225ZM234 166V167H235ZM238 166L240 167V168H238ZM242 166V167H241ZM249 167V168H247V167ZM42 167V168H41ZM69 167V168H68ZM73 167V168H72ZM85 168V170H84V168ZM117 169H116V168ZM174 167V168H173ZM186 167H188L189 169H190V172H189V169L187 170L186 169ZM196 167V168H195ZM202 167V168H201ZM219 167V168H218ZM89 169V172H90V175L88 174V173H86V172H88L87 170ZM93 168L94 170H96L98 173L96 174V172L94 171V170H91V169ZM100 168V169H99ZM144 168V169H143ZM174 170H173V169ZM195 168V169H194ZM206 169L205 171H204V169ZM216 168H218V171H217V169ZM225 169V170H223V169ZM7 169V170H6ZM62 169V170H61ZM68 169H71V170H68ZM78 169V170H77ZM87 169V170H86ZM143 169V171H141ZM170 169H171V172H170ZM215 169V170H214ZM220 169H221V171H220ZM16 170V169H15ZM39 170V171H40ZM83 170V171H82ZM114 170H115V172H114ZM127 170H126V172H127ZM167 170V171H166ZM169 170V171H168ZM185 170V171H184ZM196 170V171H195ZM198 170H201V171H198ZM229 170H230V172H229ZM253 170H255V172L253 171ZM3 171V172H2ZM4 171L6 172L5 174L6 175H3L4 174ZM71 171V172H70ZM86 171V172H85ZM91 171H92V173L94 172L95 174L94 175H92L91 176ZM145 171V172H144ZM146 171H148L147 172V174H146ZM192 171L194 172V173H192ZM212 171V172H211ZM223 171H225V172H228V173H225V172H223ZM252 171L254 172V173H252ZM261 171H262V173H261ZM7 172H8V174H9V176H8V174H7ZM84 172V173H83ZM125 172V173H126ZM140 172H142V175H139V173ZM143 172L145 173V175L147 176H145L144 174H143ZM155 172V173H154ZM179 172V173H178ZM186 172H188L189 173V175L188 176H186L188 173H186ZM199 172H201V173H199ZM221 172V174H219ZM223 172V173H222ZM3 173V174H2ZM40 173H41V171H40ZM65 173V174H64ZM128 173V172H127ZM159 173V174H158ZM177 174V175H175V174ZM184 174V175H181V174ZM199 173V174H198ZM229 173H231V175L229 174ZM232 173H234L233 175H232ZM236 173V174H235ZM244 173V174H243ZM261 173V174H260ZM80 174V176H82ZM88 174V175H87ZM99 174H101V173H99ZM155 174H157L156 176H157V178H154V177H156V176H154ZM163 174L165 175V176H163ZM174 174V175H173ZM223 174H225L224 176H223ZM240 174H242V175H240ZM246 174H248V175H246ZM63 175H64V177H63ZM87 175V176H86ZM150 175V176H149ZM159 175H161V177L159 176ZM169 175H170V177H169ZM173 175V176H172ZM178 175L180 176V177H178ZM202 175V176H201ZM205 176V178H204V176ZM215 175V176H214ZM245 175V176H244ZM260 175V176H259ZM3 176H6V177H3ZM80 176H78V177H80ZM142 176H144V178L142 177ZM150 178H149V177ZM159 176V177H158ZM171 176L172 177H174V178H171ZM181 176L183 177L184 176V179L183 178H181ZM193 176V177H192ZM199 176V177H198ZM201 176V177H200ZM213 176V177H212ZM239 178H238V177ZM8 177V178H7ZM90 177H91V179H90ZM140 177H142V178H140ZM168 177H169V179H168ZM187 177H189L188 179H186ZM194 178V179H192V178ZM198 177V178H197ZM217 177V178H216ZM236 179H235V178ZM241 177V178H240ZM5 178V179H4ZM71 178V179H72ZM75 178H76V176H75ZM92 178H94V180L96 181V182H94V180L92 181ZM147 178H149V179H147ZM159 178H161V180L159 179ZM165 178H167L166 180H164L163 181V179ZM170 178H171V180H170ZM178 178H180V182L179 183H176V182H178L179 181V179ZM209 178V179H208ZM260 178V179H259ZM142 179V180H141ZM155 179H157V180H155ZM178 179V180H177ZM191 179H192V181H191ZM197 179V180H196ZM204 179V180H203ZM220 179V180H219ZM223 179V180H222ZM7 180H9V181H7ZM12 180V179H11ZM87 180H88V182H87ZM90 180V181H89ZM107 180V181H108ZM153 181V183H156L157 184V186H156V184H153L152 183V185L151 184H149V183H151L150 181ZM155 180V181H154ZM172 180H175V181H172ZM183 180V181H182ZM184 180H185V182H184ZM187 180V181H186ZM188 180H190V182L188 181ZM201 180V181H200ZM202 180L204 181V182H202ZM207 180V181H206ZM252 180V181H251ZM80 181V180H79ZM114 181V182H113ZM124 181V182H125ZM127 181L129 182V183H127ZM141 181H145L144 183H142ZM149 181V182H148ZM163 183H162V182ZM167 181V182H166ZM171 181V182H170ZM196 181V182H195ZM197 181H200V182H198V185H197ZM239 181V182H238ZM248 181H250L249 183H248ZM257 181V182H256ZM166 182V183H165ZM172 182H174V183H172ZM182 182V183H181ZM185 184H184V183ZM211 183V185H210V183ZM228 182V183H227ZM240 183L239 185H237V183ZM80 183V184H79ZM94 183H95V185H94ZM115 185H114V184ZM186 183H189V184H186ZM194 183H196V185L194 184ZM206 183V184H205ZM209 183V184H208ZM215 183V184H214ZM243 183V184H242ZM8 184V185H9ZM110 184V183H109ZM143 184V185H142ZM179 184L181 185V184H184V185H182L181 187H179ZM199 184H201V185H199ZM212 184L214 185V187L212 186ZM78 187H77V186ZM86 185V184H85ZM116 185H118V186H116ZM145 185V186H144ZM162 185V186H161ZM176 185V186H175ZM193 185H195V186H193ZM203 185V186H202ZM206 185H210L209 187H206ZM242 185V186H241ZM86 186V187H87ZM106 186H107V188H106ZM110 188H109V187ZM115 186V187H114ZM147 186V187H146ZM148 186L153 190V188H154V191H150L149 190V188H148ZM170 186H172L173 187V189L170 187ZM202 188H201V187ZM220 186V187H219ZM78 189L79 188V192H78V190L76 189V188ZM145 187V188H144ZM157 187V188H156ZM161 187H162V189H161ZM176 187H179L178 188V190H176L177 188ZM221 187H223V188H221ZM73 188H75V190H77V192L76 193H78V194H73V193H71L72 192V190L75 192V190L73 189ZM119 188V192L120 191H122V192H120V194H119V192L117 193L115 190H117ZM127 188H128V190H130V192L127 190ZM158 188H160V190H158ZM170 188V189H169ZM174 188H175V190H174ZM215 188V189H214ZM218 188V189H217ZM65 189L67 190V193L69 192V190H70V193H71V195L68 193L65 197L66 198H63L64 200L66 199H69L68 201H62V194H63V191H65ZM106 189H108V190H106ZM115 189V190H114ZM121 189H124V190H121ZM145 189V191H143ZM212 189V190H211ZM224 191H223V190ZM4 190V189H3ZM115 191V192H113L114 193V195L115 194H117V195H115V196H117L118 198L119 197H121V198H119L118 200L114 197V195H113V193H112V195H113V197H112V201L111 202H113V207L114 208H116V210H114V208H112L111 207V204H109L110 202H109V197H110V195H111V193H110V191ZM127 190V191H126ZM148 190V192H146ZM158 190V191H157ZM172 190H174V192L175 193H173V191ZM217 190V191H216ZM230 190V191H229ZM91 191H93L94 193H97V195H94V193L93 192H91ZM99 191H102L101 193H102V195H100V194H98V192ZM109 193H107V192ZM123 191H124V194H123ZM232 191V192H231ZM246 191V192H245ZM89 192H91V194L93 193V195H91ZM104 192V193H103ZM125 192H126V194H125ZM128 192V193H127ZM142 192H145V194L144 195H146L144 198L141 196V195H143L142 194ZM152 192V193H151ZM159 192V195L158 196H156L155 194L156 193H158ZM172 192V193H171ZM178 192L180 193V194H178ZM80 193H82L83 194V196L80 194ZM87 193V194H86ZM155 193V194H154ZM195 193V194H194ZM209 195H208V194ZM2 194V195H1ZM4 194V195H3ZM8 194V195H9ZM88 194H90L89 195V197H88ZM151 194V196L150 197H152L151 198V200H150V197H149V195ZM152 194H154V195H152ZM171 194H174V197H173V195H171ZM206 194V195H205ZM81 195V196H80ZM85 195V196H84ZM128 195H129V197H128ZM139 195V196H138ZM143 195V196H144ZM171 195V196H170ZM180 195V196H179ZM59 196H60V198H59ZM153 196H154V198H153ZM159 196H160V198H159ZM182 196V197H181ZM241 196V197H240ZM243 196V197H242ZM74 197V198H73ZM101 197H102V199H101ZM177 197V198H176ZM184 197V198H183ZM115 198V199H114ZM132 200H131V199ZM139 198V199H138ZM166 198V199H165ZM208 198V199H207ZM99 199H100V201H99ZM113 199H114V201H113ZM120 199H122V202L120 201V203L119 204H121V205H119L118 204V202H119V200ZM137 199H138V201H137ZM146 199V200H145ZM149 199V200H148ZM153 199V200H152ZM210 199V200H209ZM127 200V201H126ZM143 200V202H141ZM214 200V201H213ZM70 201V202H69ZM74 201L76 202V203H74ZM99 201V202H98ZM118 201V202H117ZM136 201H137V203H136ZM149 201V202H148ZM151 201H153V202H151ZM166 201V202H165ZM169 201V202H168ZM190 201V202H189ZM106 202V203H105ZM107 202H109V203H107ZM117 202V203H116ZM129 202H132L129 206H126V205H128V203ZM156 202V203H155ZM176 202V203H175ZM245 202V203H244ZM47 203V204H46ZM56 203V204H55ZM70 203V204H69ZM114 203H116L117 205H116V207H115V204ZM123 203V204H122ZM125 203H127V204H125ZM212 203V204H211ZM59 204L61 205V207H63V208H65L66 207V205H67V207L70 209V210H73L74 212L75 211H77V214H76V212H75V214H73L72 212V214H70V210L69 209H63V208H61V207H59ZM88 204V205H87ZM104 204H106V206H103ZM158 204H159V206L160 207H162L161 209H163V210H161L160 209V207L158 206ZM162 204V205H161ZM8 205V206H7ZM49 205V206H48ZM62 205H64V206H62ZM82 205V206H81ZM110 205V206H109ZM148 205V206H147ZM179 205V206H178ZM212 205H214V207L212 206ZM51 206L53 207V206H55V208L53 207V209L54 210H51L52 208H51ZM89 206V207H88ZM108 206H109V208L111 209L110 211H108L109 210V208H108ZM117 206H119L118 208H119V210H118V208H117ZM235 206H237V208H238V211H237V213L234 215L233 213H235L234 211H233V209L235 208ZM46 207H47V209L48 210H46ZM49 207V208H48ZM66 207V208H67ZM128 207V208H127ZM137 207V208H136ZM58 208H60V209H58ZM74 208V209H73ZM81 208V209H80ZM83 208H86V209H92L91 211L89 210V211H86V209L84 210ZM101 208V210L99 211V209ZM166 208V209H165ZM4 209H5V212H4ZM8 209V210H7ZM103 209V210H102ZM108 209V210H107ZM127 209V210H126ZM173 209H176V210H174L173 211ZM209 209H211L210 211H209ZM81 210V211H80ZM83 210V211H82ZM98 210V211H97ZM106 210V211H105ZM2 211V212H1ZM6 211H9V213L8 212H6ZM54 211V212H53ZM69 211V212H68ZM128 212V213H126V212ZM208 211V212H207ZM3 212L5 213V214H3ZM10 212H12V214L10 213ZM18 212H20V213H18ZM35 212V213H34ZM103 213V215H101L102 213ZM116 212V213H115ZM122 212V213H121ZM193 212V213H192ZM3 215H2V214ZM14 213V214H13ZM33 213V214H32ZM41 213V214H40ZM44 213H45V215L47 214L48 216L46 217V218H41L43 215H44ZM101 213V214H100ZM175 213H177V214H175ZM10 216H9V215ZM20 214V215H19ZM29 214H31V215H29ZM36 216H35V215ZM43 214V215H42ZM50 214V215H49ZM65 214H66V216H65ZM69 214V215H68ZM113 214V217H117L116 219L115 218H112V215ZM114 214H116V215H114ZM127 214V215H126ZM130 214H132L131 216H129ZM219 214V215H218ZM233 214V215H232ZM5 215H7V216H5ZM44 215V216H45ZM57 215V216H56ZM68 215V216H67ZM123 216V218H122V216ZM195 215V216H194ZM41 216V217H40ZM77 216V217H76ZM215 216V217H214ZM7 217V218H6ZM59 217V218H58ZM97 217V218H96ZM102 217V218H101ZM105 217V218H104ZM129 217H131V219L129 218ZM148 217V218H147ZM220 217V218H219ZM58 218V219H57ZM95 218L97 219L96 221H95ZM98 218H100V220L102 221V222H104V223H102V222H100V220L98 221ZM206 218V219H205ZM230 218V219H229ZM5 219V220H4ZM6 219H8L7 221H6ZM104 219V220H103ZM225 219V220H224ZM3 220H4V222H6V224L5 223H3ZM58 220H60V221H58ZM122 220V221H121ZM124 220H125V222H126V224L128 223V227H129V230H126V229H128V227H127V225H125L124 227L126 228V229H124V227L122 228V226L124 225ZM134 220V223L132 224V221ZM215 220H217V221H215ZM220 220L222 221V222H224V223H221L220 222ZM10 221H12V222H10ZM14 221V222H13ZM23 221V222H22ZM29 221V222H28ZM98 221V222H97ZM149 221V222H148ZM225 221H226V223H225ZM9 222V223H8ZM186 222H188V223H186ZM97 223H99V224H96ZM3 224H4V226H3ZM11 224H12V226H11ZM101 224V225H100ZM164 224V225H163ZM174 224H175V226H174ZM180 226H179V225ZM184 224H186V225H183ZM194 224H195V226H194ZM18 225H19V227H18ZM98 225H99V227H98ZM129 225H131V226H129ZM136 225V226H135ZM182 225V226H181ZM190 225V226H189ZM218 225V226H217ZM7 226V227H6ZM9 226H11V227H13V228H9ZM15 226V227H14ZM177 226H179V228L177 227ZM186 226V227H185ZM60 227V228H59ZM135 227H137V228H135ZM182 227V229H180ZM196 227V228H195ZM25 228V229H24ZM137 229V231L135 230V235L134 234H132V237L131 236H127V232H129L130 231V229ZM183 228H184V230H183ZM190 230H189V229ZM10 229V230H9ZM22 229V230H21ZM24 229V230H23ZM46 229V230H45ZM58 229H60V230H58ZM114 229V230H113ZM124 229V230H123ZM195 229H196V231H195ZM204 229V230H203ZM4 230H7V232H5ZM12 230V233L10 232ZM15 230V231H14ZM20 230V231H19ZM126 230V231H125ZM141 230H142V228H141ZM183 230V231H182ZM187 230V231H186ZM193 230H194V232H195V236H197V237H195V236H193L194 235V232H193ZM24 231V232H23ZM59 231V232H58ZM118 231H121V233H124V232H126V233H124V235H125V238H124V235H120L119 233H118ZM162 231V232H161ZM165 231V232H164ZM15 232V233H14ZM115 232L117 233V234H115ZM130 232H133L134 233V231L133 230H131ZM129 232V233H130ZM178 232V233H177ZM5 233H6V236H5ZM185 233V234H184ZM192 233V234H191ZM197 233V234H196ZM207 233V234H206ZM3 234V235H2ZM8 234L10 235V236H8ZM205 234V235H204ZM22 235V236H21ZM114 235V236H113ZM118 235V236H117ZM129 235H131V233L129 234ZM137 235V236H136ZM150 235V234H149ZM199 235V236H198ZM59 236V237H58ZM95 236V237H94ZM120 236H121V238H124V239H121V240H123V241H121V240H119L120 239ZM123 236V237H122ZM126 236H127V238H126ZM134 236L136 237V238H134ZM202 236V237H201ZM10 237V238H9ZM16 237V238H15ZM98 237V238H97ZM194 237V238H193ZM201 237V238H200ZM9 238V239H8ZM60 238V239H59ZM73 238V239H72ZM130 238H132L131 240H130ZM98 239V240H97ZM109 239V240H108ZM127 239H129L130 240V242H127V241H129V240H127ZM134 239H135V241H134ZM3 240H7L6 241V243H4L3 242ZM20 240V241H19ZM118 241L119 240V243L118 242H116V243H114L115 241ZM11 241V242H10ZM108 241V242H107ZM111 241V242H110ZM114 241V242H113ZM133 241V242H132ZM7 242H9V243H7ZM26 242V243H25ZM197 242V243H196ZM22 243V244H21ZM102 243H103V245H102ZM111 243H113L112 244V246H114L113 248L112 247H110L111 246ZM117 243H118V245H117ZM178 243H181V241H179ZM95 244V245H94ZM108 246H107V245ZM115 244V245H114ZM121 244V245H120ZM124 244H128V246H124ZM136 244V245H135ZM3 245H4V248H3ZM7 245V247L5 248V246ZM60 245V246H59ZM68 245V246H67ZM83 245V246H82ZM85 245V246H84ZM106 245V246H105ZM122 245H123V247H122ZM72 246V247H71ZM100 246V247H99ZM103 246V247H102ZM121 246L122 247V249H121V247L119 248V247ZM10 247L12 248V249H10ZM59 247V248H58ZM65 247V248H64ZM75 247V248H74ZM129 249H127V248ZM133 247V246H132ZM64 248V249H63ZM69 248V249H68ZM74 248V249H73ZM81 248V249H80ZM103 248V249H102ZM127 249V250H124V249ZM4 250V252H3V250ZM8 249H10V250H8ZM60 249H62L63 251H62V253H64V254H61L60 252H61V250ZM83 249V250H82ZM122 250L121 252H120V254H119V250ZM134 249V248H133ZM14 250V251H13ZM60 252H59V251ZM66 250V251H65ZM135 250V249H134ZM131 251L130 253H132V252H135V251ZM137 250V249H136ZM5 251H7V253H8V255H6V256H4L5 254H7ZM8 251H10V252H8ZM68 251L69 252H71V253H68ZM74 251V252H73ZM79 251V252H78ZM101 251H103V252H101ZM111 251H115V253L113 252L112 253V255L113 256H111V255H109L108 253H111ZM123 251H125V253H123ZM2 252V253H1ZM59 252V253H58ZM76 252V253H75ZM86 252V253H85ZM96 252L97 253H100L101 254V256H100V254H96ZM108 252V253H107ZM118 252V253H117ZM4 253V254H3ZM24 253V254H23ZM66 253L68 254V256L66 255ZM84 253V254H83ZM102 253H104V256L105 257H103V254ZM119 254V255H114V254ZM136 253V252H135ZM181 253V254H182ZM185 253H187V254H185ZM11 254H13L12 256H14V257H12L11 256ZM61 254V255H60ZM76 254V256H73V255H75ZM190 254H192L191 256H190ZM66 257H65V256ZM70 255H71V257H70ZM97 255V256H96ZM19 256V257H18ZM112 258H111V257ZM119 256V257H118ZM121 256V257H120ZM183 256H180V258L178 259V258H176L175 260H174V262H171V263H169V262H164V263H166V264H182V263H184V262H186L188 259H185V257H183ZM8 257V258H7ZM25 257V258H24ZM62 257V258H61ZM98 257V258H97ZM110 257V258H109ZM114 257V258H113ZM122 257H123V259H122ZM132 258L134 257V255L132 254V256H131ZM16 258V259H15ZM20 258H21V260H23L22 258H24V260H23V262H21V260H20ZM99 259V260H97V259ZM101 258V259H100ZM134 258H136V254H135V257ZM10 259V260H9ZM11 259H12V262H11ZM126 259V260H125ZM137 259V258H136ZM185 259V260H184ZM101 260V261H100ZM119 260L121 261V262H119ZM134 260V259H133ZM24 261H26L25 263H24ZM105 261V262H104ZM107 261H109V263L107 262ZM111 261V262H110ZM128 261V262H127ZM129 261H130V263H129ZM14 262V263H13ZM134 262H136V260L134 261ZM132 264H137V263H132ZM151 264V263H150ZM152 264H154V263H152ZM157 264H162V263H157Z\"/></svg>",
	"mask_w": 264,
	"mask_h": 264
},
{
	"label": "bare ground",
	"instance_id": "2",
	"mask_svg": "<svg viewBox=\"0 0 264 264\" xmlns=\"http://www.w3.org/2000/svg\"><path fill=\"white\" fill-rule=\"evenodd\" d=\"M2 1V4H0V155L3 153V152H6V151H8V150H11V149H15V150H18V152H19V156H20V158L16 161V159H14L15 161H16V165L15 164H13V166L15 167V169L13 170L12 169V166H11V169H10V173L12 174V175H10L12 178V180L10 179V184H9V182H8V184L7 183H5L6 182V180H2L1 178V176H0V192H4L5 190H7V188L9 187V190L11 191V193L9 194V193H7V194H5V196L6 197H4V199H2V202H4L3 200H6L8 203H9V207H7V208H9V210L10 211H16L15 213H17V211H26L25 213L27 214V211L28 212H30V211H45V208L43 209V208H41L40 206L42 205V204H40L39 205V203L41 202V200H43V201H46L47 203H54L55 202V195L58 193H56V191H57V187L61 184L62 185V183H63V186L65 187L67 184H68V186H69V183H71V181L73 180V178H74V180L75 179H77V181L78 182H81V184H80V190L82 191V190H84V191H82V193L83 192H87L88 193V190L87 191H85L87 188H89V186L91 187V185H93V184H89L88 186H87V184L88 183H85L86 181V179L87 178H85V174L83 175V174H81V173H75V176H76V178H75V176L73 177L72 175H73V173L72 172H75V171H73L72 170V172L71 173H69V171L67 172L66 171V173L67 174H65L66 176L64 177V175H63V177H64V180L62 181V183H61V177L59 176V169H60V166H61V164L67 159V161L65 162V164L67 163V164H71L72 163V161H74L76 158H78V151L77 150H79V149H77V148H80V147H77V145H75V144H71V143H68L69 144V146L67 147V145H66V139H67V136H68V131H65V130H61V128H60V126H59V124L57 123V124H54V125H50V126H47V125H45L46 124V118L48 117V116H50V115H56L55 117L56 118H58L59 117V115H60V108L62 107L61 105H62V103H66L68 100H69V98L71 97L72 98V96H70V94L72 95L73 93V91H71V87H70V85L73 83L74 84V82L73 81H75V80H71V78H70V75L72 74V72H73V70L75 71V69L77 68V63L79 62V60H80V58L82 57V56H84V58H85V56H86V58H85V62L82 64V65H84V68H86L87 69V66L90 64L91 65V62L93 61V59H95L96 60V58H98L99 59V57H100V55H101V53H102V51L104 50V48L105 49H107V42L105 43L104 42V39H103V42H101V43H99V44H95L94 42H92L93 40H91V34L90 35H88V33H89V31H88V29H87V19H88V17L90 16V10L88 9V10H86L84 7H82L83 6V4L82 3H79L78 4V6H76V7H74V8H72V7H70V8H66V9H62V10H58V9H54L55 7H58V3H59V1H62V0H1ZM69 1V0H68ZM78 1V0H77ZM111 0H109V1H106V2H110ZM113 1H115V0H113ZM120 1V0H119ZM129 1V0H128ZM143 1H146V2H143ZM166 1V0H165ZM177 1V0H176ZM175 0H174V2H176ZM186 0H182L181 2H185ZM189 2H190V0H188ZM205 1H207V0H205ZM204 1V2H205ZM70 2V1H69ZM68 2V3H69ZM134 2V1H133ZM133 2L131 3V4H133ZM136 2V1H135ZM139 2H141V4H139V5H143V4H148V3H150V1H148V0H140ZM139 2H136V3H139ZM142 2H143V4H142ZM148 2V3H147ZM155 2H157V4L159 3L158 1H154L153 3L154 4H156ZM162 2V1H161ZM167 3H166V5L168 4V2H169V4H172V3H170V1L168 0V1H166ZM180 2V1H179ZM61 3V2H60ZM68 3H66V4H68ZM71 3V2H70ZM87 3H88V1H87ZM90 3V2H89ZM96 3V2H95ZM121 3V2H120ZM128 3V2H127ZM165 2L163 1V3H161V4H164ZM183 3H181V4H177V2H176V5H177V7H178V9L177 10H174L175 12L177 11V13H179L180 14V11L181 10H179V7H181L182 8V4ZM74 4H76V2L74 3ZM84 4H86L85 3V0H84ZM91 4V3H90ZM97 4V3H96ZM105 4H107V3H105ZM130 4V1H129V3L127 4L128 6H131V5H129ZM160 4V3H159ZM161 4H160V6H161ZM59 5H61V4H59ZM69 5V4H68ZM79 5H82V6H79ZM92 5H93V3H92ZM110 5V4H109ZM122 5V4H121ZM121 5H119V6H121ZM133 5H135V4H133ZM132 5V6H133ZM139 5H137V7L139 6ZM151 5H152V2H151ZM150 5V6H151ZM174 5V4H173ZM178 5H182V6H178ZM188 5H190V3L188 4ZM75 6V5H74ZM87 6V5H86ZM91 5H88V7H90ZM97 6V5H96ZM96 6H94V8H96ZM147 6H149V4L147 5ZM149 6V7H150ZM158 6V5H157ZM156 6V7H157ZM172 6V5H171ZM185 6V5H184ZM199 6V5H198ZM100 7V6H99ZM102 7V6H101ZM109 7V6H108ZM133 7H135V8H137L136 6H133ZM140 7H142V6H140ZM145 7V6H144ZM152 7V6H151ZM155 6H153V8H151L152 10L151 11H153L155 8H154ZM165 7H168V6H165ZM170 7V6H169ZM168 7V8H169ZM176 7V6H175ZM175 7H173V8H175ZM186 7V6H185ZM185 7H183L184 9H187V8H185ZM188 7V6H187ZM98 8V7H97ZM95 9V11H97L98 9ZM112 8V7H111ZM111 8H109V9H111ZM147 8V7H146ZM158 8V7H157ZM160 8H162V6L160 7ZM160 8H158V9H160ZM163 8H164V6H163ZM162 8V9H163ZM215 8V7H214ZM217 8V7H216ZM129 9H132V8H129ZM143 9V8H142ZM142 9L140 10V11H142ZM157 9V10H158ZM162 9H160V11H161V14L160 15H162L163 13H162ZM165 9V8H164ZM164 9H163V11H164ZM172 9V8H171ZM176 9V8H175ZM200 9V8H199ZM56 10H58V12L56 11ZM104 10V9H103ZM102 10V11H103ZM134 10V9H133ZM135 10H138V9H135ZM146 10V12L147 11H149V9L147 10V9H145ZM201 10H202V8H201ZM208 10V9H207ZM212 10V9H211ZM93 11V10H92ZM94 11V12H95ZM100 11V10H99ZM101 11V12H102ZM109 11V10H108ZM129 11V10H128ZM127 11V12H128ZM150 11V12H151ZM165 11H167L166 9H165ZM169 11V10H168ZM188 11H189V8H188ZM191 11V10H190ZM203 11V10H202ZM204 11H205V9H204ZM209 11V10H208ZM251 11V10H250ZM94 12H93V16L95 15L94 14ZM105 12V11H104ZM103 12V13H104ZM107 12V11H106ZM112 12H114L113 10H112ZM112 12L110 13L111 14V16L112 17H110V18H112V19H110L109 20V18H108V20L109 21H111V20H113V17L114 16H116V18L115 19H117V15H115L114 14V16L112 15ZM131 12H133V11H131ZM134 12H136V11H134ZM134 12L133 13H131L132 15H134ZM138 12V11H137ZM158 12V11H157ZM157 12L156 11H154L153 13L155 14L156 13V16L158 15L157 14ZM182 12H183V9H182ZM181 12V13H182ZM186 12V11H185ZM211 12V11H210ZM209 12V13H210ZM213 12V11H212ZM248 11H246L245 12V14L247 13ZM97 13H98V11H97ZM116 13V12H115ZM121 13H123L122 11L119 13V15H118V18H120L121 17ZM129 13V12H128ZM126 14V17H123L122 18V20H121V22H117V20L116 21H111L109 24H111L112 22H114V24H115V22H117L116 23V30H115V34H112L113 32H110L111 33V39L113 38V37H115V38H113V39H116V37H117V40L113 43L112 41H111V43H113V46H111V47H113V48H110V50L108 49V50H106V53H104V55H102L103 56V58H102V56H101V61H102V64L104 65V68H103V66H102V68H103V70H104V72H103V75L101 76V79L104 81L101 85L103 86V84L105 85V86H103V90L106 88L107 89V91H108V89L109 90H111V91H113V93H106L107 91L106 90H104L103 92L104 93H106V95L105 96H107L106 98L108 99L107 101H113L114 103H118V102H115V101H120L121 99H124V97H127V96H129V98H130V100H131V102L132 101H134L133 99H135V98H137L138 97V99L139 98H141V96L142 95H140L141 94V92H144V91H142V89H146V88H140L141 86L143 87V84H142V79H144V77L146 76V75H150V69H149V65H151V63L152 62H154V61H152L151 62V60L152 59H154L155 57V59L157 60V57L158 56H156V55H158V50L160 51L161 50V47H164V49L167 47V46H169V44L166 46V45H162L161 46V44H163V43H165V41L167 40V42L168 43H171V40H173L174 39V41H175V38H176V36H172L171 37V35H170V33L173 35V34H177L176 32H174V33H172L173 32V29H172V32H170L169 33V31L167 32H165L164 31V29H163V27L165 28L166 27V29H168L167 28V26L169 27V25L171 24L170 22H167V20L165 21V19H164V23L165 22H167L166 24H169V25H167V26H163L164 24H163V22L160 24L161 26H158L157 28H155V29H150L151 27L152 28H154L153 26H150V24L148 25L147 23H150L151 21H152V18L151 19H146V20H148V22H146L145 24L147 25V26H145L144 24H142V25H144L145 26V28H147L146 30H145V28H143L144 29V31L143 30H141V28H140V30H141V32H139V25H137V23H139V21H137V19L136 18H138V19H140V18H142L141 16L139 17L138 15H140L139 13H138V15L136 16V20H134V19H132L133 18V16L130 14ZM165 13V12H164ZM170 13V11L168 12V14ZM174 13V12H173ZM177 13H176V15H177ZM203 13V12H202ZM206 13H207V11L205 12V15H206ZM249 13V12H248ZM253 13V11L251 12V14ZM107 14V13H106ZM118 14V13H117ZM147 14H150V13H148L147 12ZM147 14H145V15H147ZM152 14V13H151ZM177 15V18H178V16L180 17V15ZM184 14H186V13H184ZM208 14V13H207ZM100 15H101V13H100ZM105 15V14H104ZM165 15V14H164ZM172 15V14H171ZM181 15H183V14H181ZM189 15V14H188ZM187 14H186V16L185 15H183V16H181V17H183V18H188L187 16H188ZM191 15V14H190ZM201 15V14H200ZM199 15V16H200ZM205 15H202V16H205ZM247 15L249 16V14H246V17H247ZM102 16V15H101ZM110 16V15H109ZM108 15H107V17H109ZM156 16H152L153 18H154V21H155V18H156ZM166 16H168V15H166ZM165 16V17H166ZM170 16V15H169ZM175 16V15H174ZM185 16V17H184ZM198 16V17H199ZM207 16H209V15H207ZM255 16V15H254ZM92 17V16H91ZM90 17V18H91ZM96 17H97V15H96ZM132 17V18H131ZM135 17V16H134ZM149 17H151L150 15H149ZM148 17V18H149ZM180 17V18H181ZM192 17V16H191ZM89 18V19H90ZM147 18V17H146ZM158 18L160 19H163L164 18V16H158ZM170 18H172L171 16H170ZM175 18V17H174ZM182 18V20H184ZM199 18H201V17H199ZM94 19H96L95 18V16H94ZM114 19V20H115ZM145 19V18H144ZM158 19V20H159ZM97 20V19H96ZM95 20V21H96ZM170 20V19H169ZM168 20V21H169ZM172 20V19H171ZM170 20V21H171ZM177 20H180V19H177ZM204 20V19H203ZM253 20V19H252ZM90 21V20H89ZM92 21H93V19H92ZM92 21H90V23H92L93 24V22ZM134 21H136V22H134ZM150 21V22H149ZM154 21H152V22H154ZM185 21V20H184ZM183 21V22H184ZM226 21H228V20H226ZM102 22V21H101ZM151 22V24L153 25L154 23H152ZM156 22H158V21H156ZM173 22V21H172ZM211 21H208V23H210ZM225 21H222V23H224ZM89 23V24H90ZM95 23V22H94ZM140 23H141V21H140ZM160 23V22H159ZM159 23L158 24H156V26L157 25H159ZM177 23H178V21H177ZM206 23V22H205ZM207 23V24H208ZM92 24H90V25H92ZM163 24V25H162ZM179 24V23H178ZM227 24H228V22H227ZM89 25V26H90ZM94 25V24H93ZM113 25V24H112ZM112 25H111V27H112ZM155 25V24H154ZM180 25H182V24H179V26ZM184 25H185V23H184ZM213 25V24H212ZM215 25V24H214ZM225 25H226V22H225ZM114 26V25H113ZM143 26V27H144ZM155 26V27H156ZM171 26H172V24H171ZM173 26H175V25H173ZM179 26L177 27L178 29H182L184 26H182V27H180L179 28ZM206 26V25H205ZM208 27H209V25H207ZM223 26V25H222ZM93 27V26H92ZM109 27V26H108ZM204 27V25L202 26V28ZM243 27V26H242ZM114 28V27H113ZM112 28V31L114 30ZM176 28V26H175V29L176 30H178ZM188 27H186L185 26V29H187ZM210 28H211V26H210ZM213 28H214V26H213ZM224 28V27H223ZM226 28V27H225ZM228 28V27H227ZM264 28V27H263ZM90 29H91V27H90ZM89 29V30H90ZM170 29V28H169ZM168 29V30H169ZM204 29H206V28H204ZM212 29V28H211ZM229 29H231V28H228V31H229ZM251 29V28H250ZM97 30V29H96ZM95 30V31H96ZM101 30H102V28H101ZM214 30V29H213ZM225 30V29H224ZM232 30H234L233 28H232ZM263 30V29H262ZM92 33L93 32H95V31H92V30H90ZM205 31V30H204ZM206 31H207V29H206ZM227 31V30H226ZM235 31H237V30H235ZM243 31V30H242ZM90 32V33H91ZM98 32V31H97ZM97 32H95V33H97ZM179 32V31H178ZM94 33V34H95ZM141 33H144V35H141ZM148 33V35L149 36H147V35H145V34H147ZM150 33V34H149ZM167 33H169V35H167ZM186 33H187V31H186ZM189 33V32H188ZM202 33H204V32H202ZM214 33V32H213ZM255 33V32H254ZM137 34H140V35H137ZM205 34H206V32H205ZM215 34V33H214ZM258 34V33H257ZM96 35V34H95ZM95 35H94V38H95ZM112 35H115V36H113L112 37ZM183 34H181L180 36H182ZM185 35V34H184ZM201 35V34H200ZM213 35V34H212ZM188 36V34L186 35V37ZM189 36H191V35H189ZM201 36H205V35H201ZM209 36V35H208ZM215 36V35H214ZM175 37V38H174ZM183 37V36H182ZM186 37H184V38H186ZM218 38L220 37L219 36V34H218V36H217ZM222 37V36H221ZM263 37V36H262ZM172 38V39H171ZM184 38H182V39H184ZM223 38V37H222ZM225 38V37H224ZM228 38V37H227ZM264 38V37H263ZM112 39V40H113ZM181 39V40H182ZM193 39V38H192ZM192 39H191V41H192ZM197 39V38H196ZM102 40V39H101ZM187 40V39H186ZM188 40H189V38H188ZM195 40V39H194ZM108 41H110V40H108ZM198 41V40H197ZM197 41H195L194 43H197ZM100 42V41H99ZM147 44H145V43ZM198 42H201V41H198ZM203 42V41H202ZM202 42H201V44H202ZM255 42V41H254ZM259 42V41H258ZM111 43L109 42V44L111 45ZM148 43L150 44V46H148ZM188 43H189V41H188ZM193 43V42H192ZM220 42H218V40H217V44H219ZM177 44V43H176ZM144 45H146V46H148V48H150L151 46L154 48V46L155 47H159V45L161 46V47H159L160 49H157V54L154 56V53H155V50H153V48H152V50H153V52L151 51V49H149V51H151V53H153L152 55L154 56L153 58H152V56H150L151 55V53L150 52H148V55L151 57V58H149V57H147L148 58V61H149V63H147V61L146 60H143V61H146V66L145 67H148V69H147V71H149V74H147L146 73V75L144 74L145 72H143V74L145 75H143L142 73H141V75H140V67L142 66L141 64H143L142 63V59H143V56L145 57L146 55L144 54L143 55V50H145V47H143ZM171 45V44H170ZM189 45V44H188ZM198 44H196V46H197ZM166 46V47H165ZM180 46V45H179ZM177 47L178 49H180V47ZM181 46H183V45H181ZM187 46V45H186ZM195 46V45H194ZM199 46V45H198ZM108 47H110V46H108ZM190 47H191V45H190ZM193 47V46H192ZM202 47H204V46H202ZM142 48H144V49H142ZM147 48V47H146ZM170 48V47H169ZM175 49V50H178V49ZM182 48V47H181ZM205 48H206V46H205ZM163 49V48H162ZM163 49V50H164ZM201 49H203V48H201ZM208 49H209V46H208ZM189 50V49H188ZM187 50V52H189ZM105 51V50H104ZM162 52V51H161ZM166 52H168V47H167V49H166V51L164 52L163 51V54L164 55H168V53L167 54H165ZM172 52V51H171ZM184 53L186 52V51H183ZM150 53V54H149ZM163 54H160L161 55V57H162V60H164L163 62L165 63V60L167 59V57H170L169 55L168 56H164ZM164 57H163V56ZM166 57V58H165ZM165 58V59H164ZM82 59V58H81ZM146 59V58H145ZM151 59V60H150ZM94 60V61H95ZM156 60H155V62L154 63H157V66L160 64V62H156ZM161 60V59H160ZM161 60V61H162ZM168 60V59H167ZM166 60V61H167ZM84 61V60H83ZM93 61V62H94ZM157 61H159V60H157ZM169 61V60H168ZM162 62V63H163ZM178 62H179V60H178ZM177 62V63H178ZM182 62V61H181ZM97 63H98V61H97ZM145 63V62H144ZM161 63V64H162ZM170 63V62H169ZM168 63V64H169ZM183 63V62H182ZM170 64H174L173 63V61L170 63ZM186 64V63H185ZM78 65H79V63H78ZM145 65V64H144ZM154 65V64H153ZM153 65H151V66H153ZM179 65H180V67H181V64L179 63ZM92 66H93V64H92ZM155 66V65H154ZM164 66H166V63H165V65ZM175 67H176V65H174ZM182 66L183 67H185L184 66V64H182ZM188 66V65H187ZM80 67V66H79ZM90 67V66H89ZM156 67V66H155ZM155 67H153V68H155ZM171 67V66H170ZM101 68V67H100ZM141 68H143V67H141ZM151 68V67H150ZM161 68V67H160ZM160 68H159V70H160ZM163 69H165L164 67H162ZM179 68V67H178ZM187 68V67H186ZM192 67L190 66V68H188V69H191ZM220 68V67H219ZM82 69H83V67H82ZM82 69H81V71H82ZM158 69V68H157ZM175 69H177V68H175ZM195 69V68H194ZM197 69V68H196ZM77 70V69H76ZM156 70V69H155ZM158 70V71H159ZM167 70H168V68H167ZM173 70V69H172ZM193 70V68L190 70V72ZM201 70V69H200ZM199 70V71H200ZM146 71V70H145ZM152 71V70H151ZM157 71V70H156ZM157 71V72H158ZM163 71H165V70H163ZM169 71V70H168ZM185 70H183V72H184ZM188 71V70H187ZM201 71H203V70H201ZM83 72V71H82ZM166 72V71H165ZM172 72H176L175 70L174 71H172ZM171 72V73H172ZM196 72H198V71H196ZM195 72V73H196ZM84 73H86V72H84ZM159 73H160V76H161V71H159ZM167 73V72H166ZM170 73V72H169ZM169 73H168V76H169ZM170 73V75L172 76L173 74H171ZM179 73H180V71H179ZM189 73V72H188ZM192 73V72H191ZM236 73H238V72H236ZM78 74V73H77ZM81 74H83V73H81ZM175 74H178V72L177 73H175ZM193 74H194V72H193ZM199 74H201V72L199 73ZM204 74V73H203ZM84 75V74H83ZM86 75H88V74H86ZM90 75V74H89ZM158 75V74H157ZM181 76H184V74L182 75V74H180ZM179 74H178V77L180 76ZM186 75H188V74H186ZM185 75V76H186ZM195 75V74H194ZM197 75V77H198V74H196ZM202 75V74H201ZM217 75V74H216ZM85 76V75H84ZM83 76V77H84ZM92 76V75H91ZM94 76V75H93ZM98 76V75H97ZM190 76V75H189ZM192 76V75H191ZM203 76V75H202ZM202 76H201V78H202ZM72 77H74V75L72 76ZM81 77H82V75H81ZM81 77H80V80H81ZM87 77V76H86ZM85 77V78H86ZM95 77V76H94ZM151 77H153V76H151ZM150 76L148 77V78H151ZM188 77V76H187ZM186 77V78H187ZM200 77V76H199ZM205 79L207 78L206 76H205V74H204V76H203ZM145 78H147V77H145ZM165 78H167V77H162V81H165L166 79ZM170 78V77H169ZM175 77L173 76V79H174ZM179 78H181V77H179ZM195 79L196 78V76H193L192 78H191V80L192 79ZM204 78H202L203 79V81H206ZM209 78V77H208ZM231 78V77H230ZM88 79H90V76H89V78ZM93 79H95V78H93ZM97 79V78H96ZM152 79H154V78H152ZM163 79H165V80H163ZM168 79V78H167ZM172 79V78H171ZM170 79V80H171ZM177 79V78H176ZM198 79V78H197ZM200 79V78H199ZM98 80V79H97ZM151 80V79H150ZM155 80V79H154ZM169 80V79H168ZM168 80H167V82H168ZM180 80V79H179ZM189 80V79H188ZM187 79H186V81H188ZM221 80V79H220ZM232 80V79H231ZM86 81H87V79H86ZM88 81H90V80H88ZM92 81V80H91ZM90 81V85H91V83L93 82H91ZM145 81H147L146 79H145ZM149 81V80H148ZM153 81V80H152ZM161 81V82H162ZM177 81V80H176ZM176 81H175V83H176ZM196 81H198V80H196ZM200 81V80H199ZM202 81V80H201ZM95 82H96V80H95ZM141 82V83H140ZM143 82H144V80H143ZM149 82H151V81H149ZM149 82H146V83H149ZM156 82V81H155ZM159 82H160V80H159ZM166 82V81H165ZM165 82H162V84L163 83H165ZM166 82V83H167ZM179 82V81H178ZM184 83H188V82H185V81H183ZM189 82H191V81H189ZM193 82V81H192ZM195 82V81H194ZM207 82V81H206ZM205 82V83H206ZM225 82V81H224ZM78 83V82H77ZM88 83V82H87ZM169 83H170V81H169ZM80 84V85H79ZM78 84V86H79V93H83V92H85V89L84 88H86V87H84V85H86L87 86V84H85V80L84 79H82L81 80V82ZM99 84V83H98ZM116 84V85H115ZM125 84H127V88H124V86H125ZM140 84H142V85H140ZM153 84H155L154 82H153ZM172 84V83H171ZM200 84H202V82L200 83ZM204 84V83H203ZM210 84V83H209ZM230 84H232V83H230ZM238 84V83H237ZM75 85V84H74ZM74 85H72V86H74ZM100 85V84H99ZM116 87H115V86ZM145 85V84H144ZM147 85V84H146ZM165 86H166V84H164ZM170 85V84H169ZM206 85V84H205ZM215 85V84H214ZM236 85V84H235ZM234 85V83H233V86H235ZM159 86V85H158ZM203 86V85H202ZM226 86V85H225ZM89 87V83H88V86H87V88ZM205 87V86H204ZM73 88V87H72ZM99 88H100V86H99ZM114 88V89H113ZM122 88H124V89H127V91H128V93H127V91H126V93H127V96L126 95H124V89H123V91H122ZM77 91L78 89H74V91ZM89 90H90V87H89ZM205 90V89H204ZM213 90V89H212ZM91 91V90H90ZM141 91V92H140ZM206 91V90H205ZM228 91V90H227ZM227 91H225V92H227ZM101 92V91H100ZM123 92V93H122ZM177 92V91H176ZM178 92H179V90H178ZM202 92H203V88H202ZM201 92V94H203ZM221 92V91H220ZM86 93V92H85ZM84 93V94H85ZM92 92H90V94H91ZM97 93V92H96ZM125 93V94H126ZM180 93V92H179ZM222 93V92H221ZM221 93H220V95H221ZM75 94V93H74ZM87 95H88V97L90 96L91 97V95H89V91H87V93H86ZM93 94V93H92ZM99 94V93H98ZM228 94H229V91H228ZM78 95H80V94H78ZM102 95V94H101ZM139 95H140V97H139ZM198 96L200 95V92L197 94ZM97 96V95H96ZM105 96H102V98L103 97H105ZM205 96H207L206 94H205ZM74 97V96H73ZM87 97V96H86ZM92 97H93V95H92ZM99 96H97L96 98H98ZM194 97H196V95L194 96ZM223 97V96H222ZM82 98H84L83 97V95H82ZM197 98V97H196ZM196 98H192V99H194L195 101H196ZM199 98V97H198ZM197 98V99H198ZM80 99V98H79ZM79 99H77V101L79 100ZM86 99V98H85ZM85 99H84V101L83 102H85ZM94 99V98H93ZM99 99H101V97L99 98ZM98 99V100H99ZM200 99V98H199ZM209 99V98H208ZM213 99V98H212ZM71 100V99H70ZM69 100V101H70ZM76 100V99H75ZM81 100V99H80ZM79 100V101H80ZM97 100V99H96ZM98 100H97V102H98ZM102 100H105V98H103ZM101 100V101H102ZM194 100H192L193 102H195ZM90 101H94V100H90V98H89V102ZM106 101V100H105ZM105 101H103V104H105L106 102ZM191 101V102H192ZM197 101H199V100H197ZM201 101V100H200ZM219 101H220V99H219ZM88 102V101H87ZM96 101H95V103H97ZM134 102H136V100L134 101ZM139 102V101H138ZM137 102V103H138ZM221 103H222V101H220ZM76 103H78V102H76ZM124 103V102H123ZM140 103V102H139ZM200 103V102H199ZM223 103H224V101H223ZM71 104V103H70ZM98 104V103H97ZM131 104V103H130ZM133 104H135V103H133ZM132 104V105H133ZM195 104H197V103H195ZM205 104V106H207L206 105V103H204ZM68 105V104H67ZM77 105L78 104H76V108H77ZM84 105V104H83ZM90 105H91V103H90ZM90 105H88V106H90ZM117 106H118V104H116ZM116 105H115V107H114V105H113V103H112V105L111 106H113L114 108H115V110H116ZM122 105V108H124L125 109V107L127 106L126 104V106L125 105H123L121 102H120V106ZM138 105V104H137ZM69 106V105H68ZM67 106V107H68ZM72 106V105H71ZM80 106V105H79ZM99 106V105H98ZM124 106V107H123ZM129 106V105H128ZM135 106V105H134ZM197 106V105H196ZM60 107V108H59ZM83 107V106H82ZM85 107H87V106H85ZM100 107H101V105H100ZM113 107H111V109L113 108ZM191 107H194V105L193 106H191ZM190 107V109H192ZM203 107V106H202ZM208 107V109H209V105L207 106ZM207 107L205 108V107H203L204 109H207ZM69 109H70V106L68 107ZM68 108H66V109H68ZM72 108H74L73 106H72ZM98 108V107H97ZM102 108V109H101ZM100 109L101 110H103V108H104V110H103V112L101 113L100 112V115H102L103 114V116H105L106 117V115L108 114L107 112H108V109H109V106L107 107H101ZM105 108H108V109H106V113H104L105 112ZM113 108V109H114ZM127 108H129L130 109V107H127ZM126 108V109H127ZM135 108V107H134ZM137 108V107H136ZM141 108V107H140ZM184 108V107H183ZM187 110H188V108H189V106H188V108L187 107H185ZM195 108V107H194ZM196 108H200L199 110H201V107H199V106H197ZM212 108V107H211ZM210 108V109H211ZM95 108L93 107V109L92 110H94ZM99 108H98V110H100ZM112 109V110H113ZM129 109H127L126 110V112L127 111H129V112H131V109L129 110ZM133 109V108H132ZM207 109V110H208ZM209 109V110H210ZM218 109V108H217ZM226 109V108H225ZM244 109V108H243ZM84 110H87V109H84ZM100 110V111H101ZM120 110H121V112H120V114H122L123 113V109H121L120 108ZM203 110V109H202ZM70 111V110H69ZM74 111L76 112L77 110L74 108ZM136 111H138L137 109H135V110H133L132 111V114H133V112H136ZM186 111V110H185ZM190 112L192 111L193 113H195V112H198V110H189ZM64 112V111H63ZM83 112V111H82ZM88 112V111H87ZM90 112L91 113H93L94 114V112H92L91 110H90ZM90 112H88V113H90ZM115 112V111H114ZM124 112H125V110H124ZM123 113L124 114V117H123V114H122V117L123 118H120V116L121 115H119L118 117H119V120H118V122L120 121H122L125 117H130L129 115L127 116L126 114H128V113ZM189 112V113H190ZM205 112V111H204ZM210 111H208V113H209ZM223 112V111H222ZM193 113H191V114H189V116L190 117H192L194 114ZM207 113V114H208ZM242 113V112H241ZM70 114V113H69ZM78 115H79V112L77 113ZM82 114V113H81ZM84 114V113H83ZM82 114V115H83ZM95 114H98V111H96L95 112ZM95 114L93 115V117H95ZM110 114H111V111H110ZM112 114H113V111H112ZM198 114V113H197ZM206 114V113H205ZM229 114V113H228ZM237 114V113H236ZM236 114H234V115H232V117L233 116H235ZM73 115V114H72ZM75 115V114H74ZM99 115V114H98ZM99 115V116H100ZM115 115V114H114ZM136 115V114H135ZM188 115V114H187ZM199 116L200 115H203V114H198ZM213 115V114H212ZM58 116V117H57ZM67 116H68V113H67ZM81 116V115H80ZM83 116H85V115H83ZM97 116V115H96ZM110 116H113V115H110ZM110 116H108L109 118L107 119V121H110L109 119H110ZM195 117V119L194 120H196L197 119V115L195 114L194 115ZM219 116H220V114H219ZM241 116V115H240ZM240 116H238V117H240ZM53 117V116H52ZM69 117H70V115H69ZM75 117H77L76 115H75ZM82 117V116H81ZM89 117H90V115H89ZM134 117V116H133ZM203 117V119H205L204 121H198L199 123H201V122H205V121H208V120H206V115H205V117H204V115L202 116ZM202 117H201V119H199V120H203L202 119ZM213 117V116H212ZM236 117H237V115H236ZM236 117H234V118H236ZM237 117V119H239L240 120V118L242 117H240V118H238ZM66 118H68V117H66ZM86 118H87V116L86 117H84V121L82 120L81 122H80V124L79 125H81V123H83V122H87L88 123V119L86 120ZM193 118V117H192ZM234 118H233V120H234ZM246 118V117H245ZM248 119H249V117H247ZM246 118V119H247ZM54 119V118H53ZM64 119V118H63ZM71 119V118H70ZM78 119V118H77ZM81 118H79L78 120H80ZM95 119V118H94ZM103 119V118H102ZM106 119V118H105ZM121 119V120H120ZM125 119H127V118H125ZM124 119V120H125ZM131 119V118H130ZM208 119V118H207ZM209 119H211V118H209ZM242 119H244L243 117L241 118V120L240 121H242ZM247 119V120H248ZM257 119V118H256ZM255 119V120H256ZM259 119V118H258ZM257 119V120H258ZM59 120V119H58ZM78 120H76L77 121V123H78ZM91 120H92V117H91ZM124 120L122 121V123H121V125H120V134H118L119 132L117 131L116 132V134H118V135H120V138H119V140L118 141H121L120 143H122L123 141H126L127 140V143H129L128 142V138L125 140V134L127 135V131H125L126 129H128L127 127L129 126V125H127L129 122H127V124H124V123H126V121L127 120H125V122H124ZM192 120V119H191ZM213 119H211V121H212ZM227 120H228V118L225 120L226 122H227ZM230 120V119H229ZM231 120H232V118H231ZM232 120V121H233ZM254 120V119H253ZM52 120H50V122H51ZM57 121V120H56ZM61 121V120H60ZM68 121V120H67ZM66 121V123H68ZM73 121H75V119L73 120ZM104 121V120H103ZM106 121V120H105ZM112 121H113V117H112ZM112 121H111V123H112ZM115 121V120H114ZM135 121V120H134ZM210 121V120H209ZM211 121H210V123H211ZM232 121H231V123H232ZM235 121V120H234ZM251 121V120H250ZM263 120H261L260 122H262ZM49 122V121H48ZM116 122V121H115ZM117 122V123H118ZM178 122V121H177ZM189 122H191V121H189ZM188 122V123H189ZM193 122V121H192ZM191 122V123H192ZM219 122V124H222L220 121H218ZM230 122V121H229ZM246 122V120L244 121V124H247V123H245ZM249 122V121H248ZM252 122V121H251ZM251 122H249V124H247V125H250V123ZM56 123V122H55ZM86 123V124H87ZM91 123H93V122H91ZM110 123V124H111ZM191 123L189 124V125H187V127H189L190 125H191ZM195 123V126H197L196 125V122L194 121L193 122V124ZM206 123V122H205ZM210 123L208 122V123H206L207 125L209 124L210 125ZM214 122L212 121V125H214V124H217V126H220V125H218V123H217V121H216V123H214ZM228 123V122H227ZM254 123V122H253ZM72 124H74V123H72ZM89 124H90V120H89ZM180 124V123H179ZM179 124H178V127H181V126H179ZM192 124V125H193ZM198 124V123H197ZM237 124L239 125L240 123L237 121ZM243 124V123H242ZM242 124H240L239 126H241ZM243 124V125H244ZM83 125V124H82ZM106 125H108V123L106 122ZM105 125V126H106ZM116 124L114 123V126H115ZM125 125H127V127L125 128ZM133 125V124H132ZM167 125H169V123H167ZM208 125V126H209ZM231 125V124H230ZM233 125V124H232ZM231 125V126H232ZM242 125V126H243ZM67 126V124L65 125V127ZM70 126V125H69ZM78 126V125H77ZM104 127L103 125H101L100 124V127ZM119 126V125H118ZM117 126V127H118ZM170 127L169 128H171L173 125H169ZM174 126H177V125H175L174 124ZM194 125H193V127H195ZM206 126V125H205ZM204 126V127H205ZM207 126V128H205V129H203L204 131H205V133H206V130L208 131V129L209 130H211V127L209 128ZM228 126H229V123H228ZM237 126V125H236ZM241 126V127H242ZM245 126V125H244ZM50 127V128H49ZM82 127H86V126H82ZM81 127V128H82ZM91 127V126H90ZM110 127H111V125H110ZM168 127V126H167ZM191 127V126H190ZM187 128L188 130L190 129L191 130V128H193V127H191V128ZM201 127V126H200ZM203 126L201 127V128H204ZM230 127V126H229ZM229 127H228V131H229V133H230V130H229ZM245 127H247V126H245ZM249 127V130L248 131H250V127H251V129H255V128H252V127H254V125H252V126H248ZM67 128H68V126H67ZM67 128H65V129H67ZM73 127H70L69 128V130L70 129H72ZM87 128V127H86ZM97 128H99V127H97ZM130 128V127H129ZM196 128V127H195ZM215 128H218V127H215ZM214 127H212V130L213 129H215ZM225 128V127H224ZM226 128H227V126H226ZM233 128V127H232ZM240 128V127H239ZM262 127H260V129H261ZM88 129H91V128H88ZM87 129V130H88ZM102 129V128H101ZM105 129V128H104ZM103 129V135H105V132L107 131H105ZM106 129H107V126H106ZM110 130H112L111 128H109ZM108 129V130H109ZM118 129V128H117ZM199 128L197 127V130H198ZM236 129V128H235ZM241 129V128H240ZM259 129V128H258ZM263 129V128H262ZM80 130V129H79ZM84 130V129H83ZM145 130H148V128L146 129L145 128ZM152 130H154V129H152ZM151 130V131H152ZM167 130V129H166ZM189 130V131H190ZM217 130V129H216ZM241 130H243V129H241ZM91 131V130H90ZM93 131V130H92ZM132 131V130H131ZM130 131V132H131ZM161 131H163V129H161ZM160 131V132H161ZM196 131V130H195ZM194 131V132H195ZM218 131V132H217ZM217 131H214V132H217V133H215L216 135H219L218 137H216V135L214 134V136L216 137V138H220V135L222 136V132L220 133V131H221V126H220V131H219V129L217 130ZM226 132H228L227 130H225ZM236 131V130H235ZM238 131H239V129H238ZM243 131H245V130H243ZM255 131V130H254ZM256 131H257V129H256ZM255 131V133H257ZM260 132H261V130H259ZM258 131V132H259ZM264 131V130H263ZM76 132V135L78 136L79 135V133L77 134V131H75ZM99 132V131H98ZM148 132V131H147ZM147 132H145V133H147ZM154 132V131H153ZM152 132V133H153ZM197 132V131H196ZM209 132V131H208ZM208 132L206 133V134H208ZM213 132V133H214ZM225 132V133H226ZM237 132V131H236ZM242 132V131H241ZM81 133H82V131H81ZM88 133H92V132H89V130H88ZM88 133H85V134H88ZM111 132H109V134H110ZM131 133H133V132H131ZM130 133V134H131ZM151 133V134H152ZM156 133V134H155ZM157 133L158 132H154L153 134V136H155V135H157ZM173 133V132H172ZM190 133H193L192 132V130H191V132ZM203 134H201V135H206V134H204V132H202ZM211 133V132H210ZM224 133V134H225ZM240 133V132H239ZM242 133H244V132H242ZM252 133V132H251ZM250 133V135H252ZM254 133V132H253ZM84 134V133H83ZM82 134V135H83ZM148 134V133H147ZM159 134V133H158ZM163 134V133H162ZM174 134V133H173ZM194 134V133H193ZM196 135L197 134H199V132H197V133H195ZM212 134V133H211ZM211 134H209V135H211ZM223 134V135H224ZM228 134V133H227ZM235 134H238V133H235ZM235 134H233L235 137H236V135ZM241 134V133H240ZM245 134H246V132H245ZM249 134V133H248ZM70 135H71V137H74V133L72 132H70ZM75 135V136H76ZM81 135V136H82ZM90 135V134H89ZM129 135V134H128ZM149 135H150V133H149ZM164 135V134H163ZM162 135V136H163ZM182 135V134H181ZM190 134L188 133L187 134V136H189ZM201 135H198V137H201ZM213 135V134H212ZM229 135V134H228ZM230 135L232 136V134L230 133ZM257 135V134H256ZM80 135H79V139H80V137H81ZM86 136V135H85ZM111 135H109V137H110ZM158 136H161V134L160 135H158ZM190 136H195V135H190ZM202 136V137H203ZM230 136V137H231ZM239 136H241V135H239ZM260 136V135H259ZM262 136V135H261ZM70 136H69V141H71L72 140V138H71ZM91 136H89L88 138H90ZM103 137V136H102ZM117 137L118 136H116L115 137V139H116V141L114 140V138H113V140H109V143H111L110 141H112L113 143H111V144H113V148L114 149H118V148H120V149H123V145L124 144H120V146L119 145H117L118 144V141H117ZM131 137V136H130ZM156 137V136H155ZM195 137H197V136H195ZM205 137H207V135L206 136H204L203 138H205ZM215 137H213V138H215ZM228 137V136H227ZM227 137H225L226 139H227ZM230 137H229V139H230ZM70 138H71V140H70ZM82 138H83V136H82ZM86 138V137H85ZM124 138V139H123ZM151 138V137H150ZM161 139H162V137H160ZM186 138V137H185ZM185 138H183V140H186V142L188 141V139H185ZM192 138H194V137H192ZM191 138V139H192ZM208 139H209V137H207ZM242 138V136L240 137V139ZM247 138V137H246ZM249 138H251V137H249ZM255 138V137H254ZM253 138V139H254ZM256 138H257V136H256ZM78 139V140H79ZM92 139V138H91ZM99 139V138H98ZM108 139H112L111 137L110 138H108ZM130 139V138H129ZM159 139V138H158ZM196 139V138H195ZM221 139H222V137H221ZM233 139V138H232ZM238 139V138H237ZM248 139V138H247ZM261 139V138H260ZM259 138H258V140H260ZM264 139V138H263ZM74 140V139H73ZM77 140V141H78ZM88 140V139H87ZM100 140H102V138H100ZM105 140H106V138H105ZM105 140H102V141H104L105 142ZM163 140H164V138H163ZM182 140V139H181ZM181 140H180V142H181ZM182 140V141H183ZM210 140V139H209ZM231 140V139H230ZM244 140H246L245 138H244ZM249 140V139H248ZM256 140V139H255ZM262 140V139H261ZM80 141V140H79ZM78 141V142H79ZM90 141V140H89ZM89 141H88V143L87 144H89ZM106 141H108V140H106ZM152 141V140H151ZM150 141V142H151ZM225 141V140H224ZM223 141V142H224ZM238 141V140H237ZM251 141V140H250ZM253 141V140H252ZM76 142V141H75ZM87 142V141H86ZM92 142H93V140H92ZM102 143V146L106 143ZM149 142V141H148ZM147 142V143H148ZM189 142V141H188ZM187 142V143H188ZM195 142H197V141H195ZM200 142H202V141H200ZM207 142H208V140H206L205 141V143L207 144ZM219 142H220V140H219ZM219 142H218V144H219ZM241 142V141H240ZM248 142V141H247ZM258 142V141H257ZM90 143H91V141H90ZM108 142L105 144L106 145V147H105V149H107L108 147H109V149H111L112 148V145H111V147L110 146H108V144H109ZM116 145H115V144ZM123 143H125V142H123ZM152 143V142H151ZM184 143V142H183ZM192 143H194V142H192ZM191 143V145H196L197 147L199 146V144L198 143H195V144H192ZM216 143H217V141H216ZM215 143V144H216ZM221 143V142H220ZM226 143H227V140H226ZM241 143H243V141L241 142ZM253 143V142H252ZM256 143V142H255ZM260 144H261V142H259ZM71 144V145H70ZM81 144V143H80ZM146 144V143H145ZM165 144V147H167V143H164ZM203 144L204 143H202V144H200V146L202 145L203 146ZM205 144V145H206ZM210 145L212 144V146H213V144H214V142L212 141V143H209ZM208 144V145H209ZM215 144H214V146H215ZM224 144V143H223ZM249 144H251V143H249ZM254 144V143H253ZM91 145H93V143L91 144ZM104 145V146H105ZM126 145V144H125ZM129 145V144H128ZM169 145V144H168ZM184 145H185V143H184ZM187 145V144H186ZM189 146H190V144H188ZM204 145V146H205ZM228 145V144H227ZM240 145H242V144H240ZM256 145H257V143H256ZM255 145V146H256ZM88 146V145H87ZM116 146H119L118 148H116ZM148 146V145H147ZM152 146V145H151ZM159 146V145H158ZM200 146H199V148H200ZM211 146V147H212ZM219 146V145H218ZM222 146V145H221ZM219 146L220 148H223L224 146ZM253 146V145H252ZM77 147V148H76ZM89 147V146H88ZM93 147V146H92ZM129 148V146H124V148ZM145 147H146V145H145ZM156 147H157V145H156ZM163 147V146H162ZM162 147H161V149H162ZM196 147V148H197ZM217 147V146H216ZM219 147H217V148H219ZM226 148H227V146H225ZM234 147H235V145H234ZM234 147H233V149H234ZM239 147V146H238ZM244 147V149H245V147L246 146H243ZM250 147V146H249ZM42 148H46V151L44 150L42 153H45V154H43V157H46L47 158V160H46V158H45V160L47 161L46 163H45V165H44V167H43V169H37L36 168V164H37V162H38V160H39V157H40V151H39V149H42ZM97 148V147H96ZM100 148H101V146H100ZM155 148V147H154ZM153 148V149H154ZM164 148V147H163ZM169 147H167V149H168ZM185 148V147H184ZM195 148V149H196ZM199 148H197L196 150L194 149V147H192L191 146V149H194L195 151H197ZM201 148H205V147H201ZM200 148V149H201ZM207 148H209L210 149V147H207ZM253 148V147H252ZM257 148V147H256ZM263 149H264V145H263V147H262ZM261 148V151L263 150ZM81 149H83L82 147H81ZM84 149H86V148H84ZM120 149H119V151H120ZM158 149V150H157ZM156 150L157 151H155L154 153H156L157 152V154L156 155H154V158H155V160H158V161H160L163 157L161 156V157H159V156H157V155H161L162 153H161V150H159V148H157ZM170 149V148H169ZM169 149L167 150L168 152H169ZM177 149V148H176ZM190 149V148H189ZM213 149V148H212ZM228 149V148H227ZM243 149V148H242ZM249 149V148H248ZM251 149V148H250ZM2 150H3V152H2ZM15 150H11L12 151V155H10V156H13V152L15 151ZM93 150V149H92ZM113 150V149H112ZM112 150H109V151H111L112 152V155H113V151ZM128 151H129V149H127ZM201 150H203V149H201ZM205 150H206V148H205ZM217 150H219V149H217ZM217 150H215L214 149V151H217ZM223 150V149H222ZM229 150H232V149H228V151ZM84 151V152H83ZM83 151H81V152H83V154H86V152L87 153H90V151H91V147H90V150H89V148H88V150H83ZM94 151H95V148H94ZM99 148H97V151H96V154L98 153L99 154ZM107 151V150H106ZM109 151H108V154H109ZM119 151H115V152H119ZM123 153H126V152H128V151H126L125 149H124V151H126V152H124L123 150H121ZM121 151H120V154H121ZM173 151V150H172ZM179 151V150H178ZM184 151V150H183ZM182 151V152H183ZM186 152H187V149L185 150ZM189 151V150H188ZM199 151V150H198ZM221 151V150H220ZM18 152L17 153H14V154H18ZM92 153H93V151H91ZM110 152V153H111ZM158 152H160V154L158 153ZM163 153H164V151H162ZM174 152V151H173ZM172 152V153H173ZM200 152V151H199ZM198 152V154L200 155V153ZM230 152V151H229ZM231 152H233V151H231ZM238 152H240V150H238ZM253 152V151H252ZM8 153V152H7ZM46 153H47V155H46ZM123 153H122V155H123ZM166 153V152H165ZM164 153V154H165ZM181 153V152H180ZM185 153V152H184ZM189 153V152H188ZM193 153H194V155L195 156H197L196 155V153L193 151ZM203 153H204V151H203ZM214 153V156H213V159H214V157H216L215 156V154H217V153H215V152H213ZM222 153H223V151H222ZM226 153V152H225ZM228 153V152H227ZM226 153V154H227ZM235 154H236V152H234ZM255 153V152H254ZM253 153V154H254ZM4 154V153H3ZM11 154V153H10ZM82 154V155H83ZM164 154H162V155H164ZM170 154V153H169ZM168 154V155H169ZM182 154V153H181ZM192 154V153H191ZM212 154V153H211ZM221 154V153H220ZM237 154H240V153H237ZM249 154V153H248ZM247 154V155H248ZM44 155H46V156H44ZM89 155V154H88ZM91 155V154H90ZM93 155H94V157L96 158V156H95V153L94 154H92V156H91V158H93ZM109 155H111V154H109ZM127 155V154H126ZM180 155V154H179ZM190 154H188L187 156H189ZM193 155V154H192ZM192 155L190 156V158L192 157ZM198 155V156H199ZM205 155V154H204ZM208 155V154H207ZM228 155V154H227ZM229 155H232V153H230ZM227 156L228 158L230 157V156ZM250 155V154H249ZM248 155V156H249ZM4 156V155H3ZM3 156H1L2 157V159H3ZM7 156H8V154H7ZM65 156H67L66 157V159L64 160V158H65ZM80 157H81V155H79ZM84 156V155H83ZM121 156V155H120ZM124 156H125V154H124ZM141 156V155H140ZM165 156H167L166 154H165ZM176 156V155H175ZM210 157H209V159L211 158V155H209ZM218 157L220 156L219 155V153H218V155H217ZM221 156H224V154L223 155H221ZM226 156V155H225ZM239 156H241V155H239ZM243 156V155H242ZM245 156V155H244ZM244 156L243 157H241V158H244ZM17 157V155L14 157V158H16ZM42 157V156H41ZM108 157H111V156H108ZM122 157V156H121ZM120 157V158H121ZM171 157V156H170ZM170 157L168 156V157H165V158H163V159H165L166 161V164L164 165L165 167L167 166L168 167V165L170 164L169 162H170ZM177 157V156H176ZM175 157V158H176ZM202 158H203V154H202V156H201ZM206 157V156H205ZM233 157V156H232ZM234 157H237L236 155L234 156ZM250 157V156H249ZM254 157V156H253ZM252 157V158H253ZM10 158V157H9ZM12 158V157H11ZM98 156H97V161H98ZM158 158H160V159H158ZM168 160H167V159ZM172 158H173V160H172ZM178 158V157H177ZM180 158H181V156H180ZM184 159H185V157H183ZM188 159V160H190V161H192V159ZM196 158V157H195ZM208 158V157H207ZM224 158H226V157H224ZM227 158V159H228ZM238 158V157H237ZM252 158L250 159V160H252ZM256 158V157H255ZM5 159H6V157H5ZM38 159V160H37ZM42 159H44V158H42ZM125 160H126V158H124ZM141 159H143V158H141ZM218 160H220L219 158H217ZM217 159H215L216 161H217ZM230 159V158H229ZM234 159V158H233ZM80 160L83 162V157H82V159L80 158ZM108 160L110 161V158H108ZM120 160V159H119ZM124 160V161H125ZM154 160V159H153ZM171 160L174 162V157H171ZM177 160V159H176ZM183 160V159H182ZM181 159H180V161L182 162V163H180L181 165H179V164H175V165H179V167L180 168H185V166L184 167H181V166H183L184 165V163L183 162H187L188 160L187 159H185V161L183 160L182 161ZM196 160H197V158H196ZM196 160H194V161H192V162H196L194 165L196 166V164L198 163V161H196ZM211 160L212 159H210V163H207L206 162V160H205V162H206V164H211V165H213L212 163H211ZM232 160V159H231ZM240 159H238V161H239ZM254 161H256L255 159H253ZM3 161V160H2ZM5 161V160H4ZM9 161H11L12 162V160H9ZM9 161H8V163H9ZM40 161V160H39ZM80 161V163L82 164V162ZM126 161H128V159L126 160ZM125 161V163H127ZM162 161V162H161ZM160 161V164L159 165H163V164H161V163H163L164 161L163 160H161ZM168 161V162H167ZM199 161L201 162L202 161V159L200 160L199 159ZM235 161H236V159H235ZM242 161H243V159L241 160V163H242ZM244 161H248V159H246V160H244ZM0 162H1V158H0ZM11 162H10V165H11ZM43 162H45V161H43ZM145 162V161H144ZM176 162V161H175ZM179 162V161H178ZM204 162V161H203ZM220 162H222V160H220ZM219 162V163H220ZM237 162V161H236ZM236 162H235V164H236ZM7 162H5V164H6ZM8 163H7V165H8ZM40 163V162H39ZM39 163H38V165H39ZM110 163V162H109ZM120 163L122 164V163H124L122 160L120 161ZM146 163V162H145ZM151 163L152 164H149V165H152V167H153V162L151 161ZM167 163H168V165H167ZM231 163H232V165H233V162L231 161ZM1 164V163H0ZM3 164H4V162H3ZM64 164V165H65ZM85 164V162H83V165ZM154 164H156L155 163V161H154ZM174 164V163H173ZM190 164H191V162H190ZM190 164H188V165H190ZM201 164H202V162H201ZM230 164V163H229ZM244 164V163H243ZM248 164H249V162H248ZM247 164V165H248ZM260 164V163H259ZM264 164V163H263ZM77 165V164H76ZM93 165H96V164H93ZM125 165V164H124ZM148 165V164H147ZM146 165V166H147ZM149 165H148V170L152 173V170L154 169L155 170V168L153 167V169L151 168V167H149ZM157 170H160V173L162 172V170L161 169H159L161 166H159V168H158V162H157ZM175 165H174V167H175ZM198 165V164H197ZM221 165V164H220ZM220 165H219V167H220ZM224 165V164H223ZM3 166V165H2ZM6 166V165H5ZM4 166V167H5ZM40 166H42V165H40ZM67 165H65V168H67L66 167ZM72 166V165H71ZM70 166V167H71ZM75 166V165H74ZM73 166V167H74ZM98 165H96V167H97ZM114 166H116V165H114ZM191 166H193L192 164H191ZM191 166H189V167H191ZM210 166V165H209ZM214 166V165H213ZM230 166H231V164H230ZM235 166V165H234ZM233 166V168H234V170L233 171H236L237 170V168H236V166L234 167ZM243 166H245V164L243 165ZM249 167L251 166H253V165H251V163L248 165ZM260 166H261V164H260ZM4 167H2V168H4ZM8 167H9V165H8ZM39 167V166H38ZM72 167V168H73ZM76 167V166H75ZM88 167V166H87ZM91 167H92V165H91ZM98 167H100V166H98ZM97 167V168H98ZM120 168L122 167V165L121 166H119ZM142 167H145V166H142ZM156 167V166H155ZM173 167V168H174ZM177 167V166H176ZM179 167H177V168H175V169H179ZM197 168L198 167H200V166H196ZM195 167V168H196ZM218 167V168H219ZM242 167V166H241ZM247 167V166H246ZM249 167H247V168H249ZM254 167V166H253ZM1 168V167H0ZM1 168V169H2ZM42 168V167H41ZM69 168V167H68ZM84 168V167H83ZM86 168V167H85ZM85 168H84V170H85ZM93 168H95V166H93ZM91 169V170H94V169ZM97 168H95V169H97ZM116 168V167H115ZM124 167H122L121 169H119V170H117V172L116 173H114V174H119L120 176L121 175H124L125 174V176H122V178L123 177H125V178H123L124 180H122L121 182H123V183H121V184H119V186L121 187H123V188H125V187H128L129 186V188H130V185L128 184V185H124V184H126V181H125V179L127 178V177H129V176H127V174H129L130 175V173H129V170H127V169H123ZM146 169L145 170H147V167H145ZM149 168H151L152 170H150ZM161 168H164L163 166L161 167ZM172 168V169H173ZM188 167H186V169H187ZM194 168V169H195ZM202 168V167H201ZM206 168H207V165H206ZM209 168V167H208ZM207 168V170L206 169H204V171L206 170V171H208L209 169ZM218 168H216L217 169V171H218ZM225 168H227V166L225 167ZM228 168H232V167H229L228 166ZM227 168V169H228ZM235 168H236V170H235ZM238 168H240L239 166H238ZM88 169V168H87ZM86 169V170H87ZM100 169V168H99ZM117 169V168H116ZM144 169V168H143ZM143 169L141 170V171H143ZM166 168H164V170H165ZM189 169V168H188ZM187 169V170H188ZM199 169V168H198ZM223 169V168H222ZM257 169H259L258 170V172H260V169H262L263 170V167L261 166V168H258L257 167ZM7 170V169H6ZM41 171V173H40V171ZM62 170V169H61ZM68 170H71V169H68ZM78 170V169H77ZM98 170V169H97ZM103 170V169H102ZM100 171V170H98V172L99 173H101V174H99L96 170H94L95 172H96V174L98 173V175H96V176H93L94 178L96 177V179L98 178L97 176H100V175H103L102 177L104 178V177H106L107 179L105 180V178H104V180H105V182H103V181H101V179H102V177H100L101 179H97L96 181H98V180H100V182H103V183H101V184H103V190H104V183L106 184V182H107V184L106 185H111V181L112 180H115L116 179V176H113V177H108V174H111L110 172H111V170L110 171H107L106 172V170H105V172L104 171ZM126 170H127V172H126ZM174 170V169H173ZM191 170H193V168L191 167ZM215 170V169H214ZM223 170H225V169H223ZM83 171V170H82ZM88 172H86V173H88L89 175H90V172H89V169L87 170ZM156 171V170H155ZM167 171V170H166ZM169 171V170H168ZM185 171V170H184ZM196 171V170H195ZM194 171V172H195ZM198 171H201V170H198ZM210 171V170H209ZM220 171H221V169H220ZM226 171V170H225ZM225 171H223V172H225ZM238 171V170H237ZM254 172H255V170H253ZM252 171V173H254ZM264 171V170H263ZM3 172V171H2ZM114 172H115V170H114ZM126 172V173H125ZM145 172V171H144ZM143 172V174L145 175V173ZM147 172L148 171H146V174H147ZM170 172H171V169H170ZM189 172H190V169H189ZM193 171H192V173H194ZM202 172V171H201ZM201 172H199V173H201ZM212 172V171H211ZM222 172V173H223ZM229 172H230V170H229ZM6 172L4 171V174L3 175H6L5 174ZM84 173V172H83ZM91 173H92V171H91ZM108 173V174H107ZM155 173V172H154ZM162 173H165V175H167L168 176V172L166 173V172H162ZM179 173V172H178ZM186 173H188V172H186ZM191 173V172H190ZM198 173V174H199ZM203 173V172H202ZM225 173H228V172H225ZM261 173H262V171H261ZM260 173V174H261ZM7 174H8V172H7ZM80 174L82 175V176H80ZM87 174V175H88ZM95 173L93 172L92 174H91V176L92 175H94ZM153 174V173H152ZM159 174V173H158ZM175 174V173H174ZM173 174V175H174ZM181 174V173H180ZM219 174H221V172L219 173ZM230 175H231V173H229ZM234 173H232V175H233ZM236 174V173H235ZM244 174V173H243ZM86 175V176H87ZM139 175H142V172H140L139 173ZM157 174H155L154 176H156ZM164 174H163V176H165ZM172 175V176H173ZM175 175H177V174H175ZM181 175H184V174H181ZM189 175V173L186 175V176H188ZM191 175V174H190ZM189 175V176H190ZM225 174H223V176H224ZM240 175H242V174H240ZM246 175H248V174H246ZM8 176H9V174H8ZM78 176H80V177H78ZM146 176V175H145ZM150 176V175H149ZM148 176V177H149ZM160 177H161V175H159ZM158 176V177H159ZM171 176V178H174V177H172ZM202 176V175H201ZM200 176V177H201ZM204 176V175H203ZM215 176V175H214ZM243 176V175H242ZM245 176V175H244ZM260 176V175H259ZM3 177H6V176H3ZM73 177V178H72ZM143 178H144V176H142ZM142 177H140V178H142ZM147 177V176H146ZM169 177H170V175H169ZM169 177H168V179H169ZM178 177H180L179 175H178ZM193 177V176H192ZM191 177V178H192ZM199 177V176H198ZM197 177V178H198ZM213 177V176H212ZM238 177V176H237ZM8 178V177H7ZM72 178V179H71ZM94 178H92V181L94 180ZM108 178H112V180L109 182V180H108ZM142 178V179H143ZM150 178V177H149ZM149 178H147V179H149ZM154 178H157V176L156 177H154ZM171 178H170V180H171ZM181 178H183L184 179V176L182 177L181 176ZM189 177H187L186 179H188ZM204 178H205V176H204ZM217 178V177H216ZM235 178V177H234ZM239 178V177H238ZM241 178V177H240ZM5 179V178H4ZM90 179H91V177H90ZM141 179V180H142ZM158 179V178H157ZM157 179H155V180H157ZM160 180H161V178H159ZM163 179V178H162ZM167 179V178H166ZM165 178L163 179V181L164 180H166ZM167 179V180H168ZM175 179V178H174ZM179 179V181L178 182H176L175 180H172V181H175L176 183H179L180 182V178H178ZM177 179V180H178ZM192 179H194V178H192ZM192 179H191V181H192ZM209 179V178H208ZM236 179V178H235ZM260 179V178H259ZM70 180V182L69 183H66L67 181H69ZM74 180L72 181V182H74ZM80 180V181H79ZM103 180V179H102ZM108 180V181H107ZM126 180H129V182H130V178H127ZM154 180V181H155ZM197 180V179H196ZM204 180V179H203ZM202 180V182H204ZM220 180V179H219ZM223 180V179H222ZM7 181H9V180H7ZM90 181V180H89ZM95 180H94V182H96ZM125 181V182H124ZM150 181V180H149ZM148 181V182H149ZM183 181V180H182ZM187 181V180H186ZM189 182H190V180H188ZM201 181V180H200ZM200 181H197V185H198V182H200ZM207 181V180H206ZM252 181V180H251ZM78 182H76L75 181V183L78 185ZM87 182H88V180H87ZM100 182L98 181V183H96V184H100ZM114 182V181H113ZM128 181H127V183H129ZM142 183H144L143 181H141ZM151 183H149V184H151L152 185V183H153V181H150ZM162 182V181H161ZM167 182V181H166ZM165 182V183H166ZM171 182V181H170ZM184 182H185V180H184ZM183 182V183H184ZM193 182V181H192ZM196 182V181H195ZM239 182V181H238ZM250 181H248V183H249ZM257 182V181H256ZM75 183L73 184V183H71L73 186L75 185ZM110 183V184H109ZM163 183V182H162ZM172 183H174V182H172ZM182 183V182H181ZM201 183V182H200ZM210 183V182H209ZM208 183V184H209ZM228 183V182H227ZM237 183V182H236ZM70 184V186L72 187V185ZM86 184V185H85ZM100 184V185H101ZM114 184V183H113ZM153 184H156V183H153ZM185 184V183H184ZM184 184H179V187H181L182 185H184ZM186 184H189V183H186ZM195 185H196V183H194ZM206 184V183H205ZM215 184V183H214ZM240 183H237V185H239ZM243 184V183H242ZM76 185V186H77ZM94 185H95V183H94ZM115 185V184H114ZM143 185V184H142ZM195 185H193V186H195ZM199 185H201V184H199ZM210 185H211V183H210ZM209 185V186H210ZM8 186V187H7ZM69 186V187H70ZM87 186V187H86ZM98 186V185H97ZM96 185L94 186V187H96V189L95 188H93V187H91V188H93L92 190H94L95 192H97V189H100L101 187H97ZM116 186H118V185H116ZM118 186V187H119ZM145 186V185H144ZM156 186H157V184H156ZM162 186V185H161ZM176 186V185H175ZM203 186V185H202ZM208 185H206V187H209ZM212 186L214 187V185L212 184ZM242 186V185H241ZM78 187V186H77ZM109 187V186H108ZM111 187H113V185H111ZM115 187V186H114ZM119 187V188H120ZM147 187V186H146ZM158 187V186H157ZM156 187V188H157ZM172 189H173V187L172 186H170ZM179 187H176L177 189L176 190H178V188ZM201 187V186H200ZM220 187V186H219ZM76 188V187H75ZM75 188H73L74 190H75ZM79 188L77 189L78 190V192L80 191L79 190ZM106 188H107V186H106ZM110 188V187H109ZM119 188L117 189V190H115L116 192L118 191L119 192ZM145 188V187H144ZM148 188H149V190L151 191L152 189V187L150 188L149 186H148ZM202 188V187H201ZM221 188H223V187H221ZM4 189V190H3ZM126 189V188H125ZM161 189H162V187H161ZM170 189V188H169ZM215 189V188H214ZM218 189V188H217ZM68 190V189H67ZM67 190L65 189V191H63V194H62V201L64 200L63 198H66L65 196L69 193L70 195H71V193H73V194H75L76 192H77V190H75V192L72 190V192L70 193V190H69V192L67 193ZM106 190H108V189H106ZM110 191V193H111V195H110V197H109V202H107V203H109V204H113V202H111L112 200V197H113V195H114V193L113 192H115V191ZM121 190H124V189H121ZM127 190H128V188H127ZM126 190V191H127ZM158 190H160V188H158ZM157 190V191H158ZM174 190H175V188H174ZM174 190H172L173 191V193H175L174 192ZM212 190V189H211ZM223 190V189H222ZM90 191V190H89ZM108 191V192H109ZM129 192H130V190H128ZM143 191H145V189L143 190ZM152 191H154V188H153V190ZM179 191V190H178ZM217 191V190H216ZM224 191V190H223ZM230 191V190H229ZM91 192H93V191H91ZM91 192H89L90 194H91ZM102 191H99L98 192V194H100V195H102V193H101ZM107 192V191H106ZM107 192V193H108ZM115 192V193H116ZM117 192V193H118ZM120 192H122V191H120ZM120 192H119V194H120ZM146 192H148V190L146 191ZM232 192V191H231ZM246 192V191H245ZM82 193H80L82 196H83V194ZM86 193V194H87ZM94 193V192H93ZM93 193L91 194V195H93ZM104 193V192H103ZM112 193H113V195H112ZM128 193V192H127ZM152 193V192H151ZM172 193V192H171ZM9 194V195H8ZM72 194V195H73ZM76 194H78V193H76ZM90 194H88V197H89V195ZM109 194V193H108ZM123 194H124V191H123ZM125 194H126V192H125ZM142 194L144 195L145 194V192H142ZM155 194V193H154ZM154 194H152V195H154ZM159 195V192L158 193H156L155 195L156 196H158ZM178 194H180L179 192H178ZM195 194V193H194ZM208 194V193H207ZM2 195V194H1ZM4 195V194H3ZM71 195V196H72ZM80 195V196H81ZM94 195H97V193H94ZM115 195H117V194H115ZM114 195V197L118 200L119 198H121V197H117V196H115ZM127 195V194H126ZM141 195L143 198L146 196V195ZM171 195H173V197H174V194H171ZM170 195V196H171ZM206 195V194H205ZM209 195V194H208ZM74 196V195H73ZM85 196V195H84ZM139 196V195H138ZM151 196V194L149 195V197ZM180 196V195H179ZM261 196H264V189H263V191H262V194H261ZM1 197H3V196H0V200H1ZM75 197V196H74ZM73 197V198H74ZM128 197H129V195H128ZM147 197V196H146ZM182 197V196H181ZM241 197V196H240ZM243 197V196H242ZM59 198H60V196H59ZM90 198V197H89ZM114 198V199H115ZM151 198L152 197H150V200H151ZM153 198H154V196H153ZM159 198H160V196H159ZM177 198V197H176ZM184 198V197H183ZM101 199H102V197H101ZM114 199H113V201H114ZM131 199V198H130ZM139 199V198H138ZM138 199H137V201H138ZM166 199V198H165ZM208 199V198H207ZM263 199H264V197H263ZM66 200V199H65ZM64 200V201H65ZM69 199H67L66 201H68ZM111 200V201H110ZM132 200V199H131ZM146 200V199H145ZM149 200V199H148ZM153 200V199H152ZM210 200V199H209ZM99 201H100V199H99ZM98 201V202H99ZM120 201L122 202V199H120L119 200V202H118V204L120 203ZM127 201V200H126ZM137 201H136V203H137ZM214 201V200H213ZM1 202V201H0ZM1 202V203H2ZM6 202V203H7ZM70 202V201H69ZM116 202V203H117ZM139 202V201H138ZM141 202H143V200L141 201ZM149 202V201H148ZM151 202H153V201H151ZM166 202V201H165ZM169 202V201H168ZM190 202V201H189ZM252 202H253V200H252ZM259 202V201H258ZM262 202V201H261ZM1 203H0V206H1ZM5 203V202H4ZM4 203H2L3 205H4ZM6 203H5V205H6ZM46 203V204H47ZM74 203H76L75 201H74ZM106 203V202H105ZM116 203H114L115 204V207H116ZM132 202H129L128 203V205H126V206H129L130 204H131ZM156 203V202H155ZM176 203V202H175ZM245 203V202H244ZM260 203V202H259ZM56 204V203H55ZM70 204V203H69ZM111 204V207L112 208H114L113 207V205ZM123 204V203H122ZM125 204H127V203H125ZM212 204V203H211ZM256 204V203H255ZM258 204V203H257ZM2 205V206H3ZM88 205V204H87ZM119 205H121V204H119ZM162 205V204H161ZM2 206H1V208H2ZM8 206V205H7ZM49 206V205H48ZM62 206H64V205H62ZM82 206V205H81ZM103 206H106V204H104ZM110 206V205H109ZM109 206H108V208H109ZM148 206V205H147ZM158 206H159V204H158ZM179 206V205H178ZM213 207H214V205H212ZM3 207H6V206H3ZM54 208H55V206H53ZM53 207L51 206V210H54L53 209ZM59 207H61V205L59 204ZM65 207V206H64ZM66 207H67V205H66ZM63 208V207H61V208H63V209H69L68 207L67 208ZM89 207V206H88ZM110 207V208H111ZM119 206H117V208H118ZM160 207V206H159ZM0 208V209H1ZM49 208V207H48ZM109 208V210L108 211H110L111 209ZM128 208V207H127ZM137 208V207H136ZM162 207H160V209H161ZM58 209H60V208H58ZM74 209V208H73ZM81 209V208H80ZM84 210L86 209V208H83ZM166 209V208H165ZM2 210V209H1ZM8 210V209H7ZM46 210H48L47 209V207H46ZM70 210V209H69ZM90 209L88 208V209H86V211H89ZM92 210V209H91ZM90 210V211H91ZM101 210V208L99 209V211ZM103 210V209H102ZM114 210H116V208H114ZM118 210H119V208H118ZM127 210V209H126ZM161 210H163V209H161ZM174 210H176V209H173V211ZM211 209H209V211H210ZM21 211V213L20 212H18V213H20V214H25L24 212H22ZM73 210H70V214H72L73 212H72ZM81 211V210H80ZM83 211V210H82ZM98 211V210H97ZM106 211V210H105ZM117 211V210H116ZM233 211L235 212V213H233L234 215L237 213V211H235L234 209H233ZM2 212V211H1ZM4 212H5V209H4ZM3 212V214H5ZM6 212H8L9 213V211H6ZM54 212V211H53ZM69 212V211H68ZM72 212V213H71ZM76 212V214H77V211H75ZM75 212L73 213V214H75ZM126 212V211H125ZM208 212V211H207ZM11 214H12V212H10ZM35 213V212H34ZM102 213V212H101ZM100 213V214H101ZM116 213V212H115ZM122 213V212H121ZM126 213H128V212H126ZM193 213V212H192ZM2 214V213H1ZM2 214V215H3ZM14 214V213H13ZM19 214V215H20ZM21 215V216H24V215ZM25 214V215H26ZM33 214V213H32ZM41 214V213H40ZM175 214H177V213H175ZM232 214V215H233ZM9 215V214H8ZM29 215H31V214H29ZM35 215V214H34ZM43 215V214H42ZM44 215H45V213H44ZM40 216L41 218H46L48 215L46 214L45 216ZM50 215V214H49ZM69 215V214H68ZM67 215V216H68ZM78 215V214H77ZM101 215H103V213L101 214ZM114 215H116V214H114ZM127 215V214H126ZM132 214H130L129 216H131ZM219 215V214H218ZM5 216H7V215H5ZM10 216V215H9ZM32 216V215H31ZM36 216V215H35ZM57 216V215H56ZM65 216H66V214H65ZM112 216V218H115V217H113V214L111 215ZM122 216V215H121ZM195 216V215H194ZM1 217H3V216H1ZM1 217H0V219H1ZM77 217V216H76ZM215 217V216H214ZM7 218V217H6ZM59 218V217H58ZM57 218V219H58ZM97 218V217H96ZM95 218V221L97 220ZM102 218V217H101ZM105 218V217H104ZM117 218V217H116ZM115 218V219H116ZM122 218H123V216H122ZM130 219H131V217H129ZM148 218V217H147ZM220 218V217H219ZM47 219V218H46ZM206 219V218H205ZM230 219V218H229ZM5 220V219H4ZM4 220H3V223H5L6 224V222H4ZM8 219H6V221H7ZM100 220V218H98V221ZM104 220V219H103ZM225 220V219H224ZM58 221H60V220H58ZM97 221V222H98ZM122 221V220H121ZM215 221H217V220H215ZM10 222H12V221H10ZM14 222V221H13ZM23 222V221H22ZM29 222V221H28ZM100 222H102L101 220H100ZM124 222H125V220H124ZM149 222V221H148ZM220 222L221 223H224V222H222L221 220H220ZM2 221H0V227L2 228V229H4L3 227H2ZM9 223V222H8ZM102 223H104V222H102ZM134 223V220L132 221V224ZM186 223H188V222H186ZM225 223H226V221H225ZM96 224V223H95ZM97 224H99V223H97ZM96 224V225H97ZM7 225V224H6ZM101 225V224H100ZM125 225H127V227H128V223L126 224V222L124 223V225L122 226V228L125 226ZM164 225V224H163ZM179 225V224H178ZM183 225V224H182ZM181 225V226H182ZM184 225H186V224H184ZM183 225V226H184ZM231 225V224H230ZM230 225H227V226H229L230 227ZM3 226H4V224H3ZM11 226H12V224H11ZM11 226H9V228H13V227H11ZM129 226H131V225H129ZM136 226V225H135ZM174 226H175V224H174ZM180 226V225H179ZM179 226H177L178 228H179ZM190 226V225H189ZM194 226H195V224H194ZM218 226V225H217ZM7 227V226H6ZM15 227V226H14ZM18 227H19V225H18ZM98 227H99V225H98ZM126 227V228H127ZM186 227V226H185ZM20 228V227H19ZM60 228V227H59ZM125 227H124V229H126ZM135 228H137V227H135ZM141 228H142V230H141ZM141 228L139 227V228H137V229H139L138 231H137V229H135L138 233H137V235H138V237L139 238H137V240L135 241V239H134V243H137V246L136 247H134V244H131V242H130V240L132 239V238H130V240L129 239H127V240H129V241H127V242H130V244H129V246H131V247H129V248H132V250L130 249H128L127 247V249L131 252V251H133L134 249V251L136 252H132V253H130V252H126V253H129L131 256H132V254L134 255V257H135V254H136V258H132L131 256L129 257V258H127V256L125 255V257H126V259L127 260H131V261H133L132 263H137V264H152V263H154V264H157V263H162V264H166V263H164V262H169V263H171V262H174V260L176 259V258H180V256H183V251L184 250H186V247H187V245L191 242V238L189 237V236H180V235H176V237H174V236H172V235H170V234H168V232L166 233L165 231V233H163L162 231V233H159L158 231H150L151 229H149L148 227H146L145 225H143V226H141ZM196 228V227H195ZM226 228H228V227H226ZM25 229V228H24ZM23 229V230H24ZM123 229V230H124ZM180 229H182V227L180 228ZM189 229V228H188ZM1 230V229H0ZM10 230V229H9ZM22 230V229H21ZM46 230V229H45ZM58 230H60V229H58ZM114 230V229H113ZM126 230H129V227H128V229H126ZM125 230V231H126ZM131 230H133L134 231V233L133 232H130ZM135 230L134 229H130V233H131V235H129L130 233L129 232H127V236L129 237V236H131L132 237V234H134L135 235ZM183 230H184V228H183ZM182 230V231H183ZM190 230V229H189ZM204 230V229H203ZM5 232H7V230H4ZM15 231V230H14ZM20 231V230H19ZM185 231V230H184ZM187 231V230H186ZM195 231H196V229H195ZM11 233H12V230L10 231ZM24 232V231H23ZM59 232V231H58ZM121 233V231H118V233ZM193 232H194V230H193ZM1 233V232H0ZM15 233V232H14ZM119 233V234H120ZM124 233H126V232H124ZM124 233H121L120 235H124ZM178 233V232H177ZM115 234H117L116 232H115ZM150 234V235H149ZM185 234V233H184ZM192 234V233H191ZM197 234V233H196ZM207 234V233H206ZM1 235V234H0ZM3 235V234H2ZM136 235V236H137ZM205 235V234H204ZM5 236H6V233H5ZM8 236H10L9 234H8ZM22 236V235H21ZM114 236V235H113ZM118 236V235H117ZM127 236H126V238H127ZM193 236H195V232H194V235ZM199 236V235H198ZM1 237V236H0ZM7 237V236H6ZM59 237V236H58ZM95 237V236H94ZM123 237V236H122ZM195 237H197V236H195ZM202 237V236H201ZM200 237V238H201ZM10 238V237H9ZM8 238V239H9ZM16 238V237H15ZM98 238V237H97ZM124 238H125V235H124ZM124 238H121V236H120V239L119 240H121V239H124ZM134 238H136L135 236H134ZM194 238V237H193ZM198 238V237H197ZM60 239V238H59ZM73 239V238H72ZM98 240V239H97ZM109 240V239H108ZM119 240L118 241H113L114 243H116V242H118L119 243ZM133 240V239H132ZM5 240H3V242H4ZM7 241V240H6ZM6 241L4 242V243H6ZM20 241V240H19ZM121 241H123V240H121ZM179 241H181V243H178ZM11 242V241H10ZM108 242V241H107ZM111 242V241H110ZM133 242V241H132ZM7 243H9V242H7ZM26 243V242H25ZM118 243H117V245H118ZM197 243V242H196ZM10 244V243H9ZM22 244V243H21ZM112 244L113 243H111V246L110 247H114V246H112ZM95 245V244H94ZM102 245H103V243H102ZM107 245V244H106ZM105 245V246H106ZM115 245V244H114ZM121 245V244H120ZM136 245V244H135ZM0 246H2V244L0 243ZM60 246V245H59ZM68 246V245H67ZM83 246V245H82ZM85 246V245H84ZM108 246V245H107ZM124 246H128V244L126 245V244H124ZM7 247V245L5 246V248ZM72 247V246H71ZM100 247V246H99ZM103 247V246H102ZM119 247V246H118ZM121 247V246H120ZM119 247V248H120ZM122 247H123V245H122ZM122 247H121V249H122ZM3 248H4V245H3ZM8 248V247H7ZM59 248V247H58ZM65 248V247H64ZM63 248V249H64ZM75 248V247H74ZM73 248V249H74ZM124 249V250H127V249ZM134 248V249H133ZM10 249H12L11 247H10ZM10 249H8V250H10ZM69 249V248H68ZM81 249V248H80ZM103 249V248H102ZM119 250L118 252H119V254H120V252L122 251V250ZM137 249V250H136ZM3 250V249H2ZM5 250V249H4ZM4 250H3V252H4ZM61 250V254H64V253H62V249H60ZM83 250V249H82ZM11 251V250H10ZM10 251H8V252H10ZM14 251V250H13ZM66 251V250H65ZM6 253H7V251H5ZM58 252V253H59ZM74 252V251H73ZM79 252V251H78ZM101 252H103V251H101ZM115 253V251H111V253H108L109 255H111V256H113L112 255V253ZM117 252V253H118ZM2 253V252H1ZM68 253H71V252H69L68 251ZM76 253V252H75ZM86 253V252H85ZM114 254L115 256L116 255H119V254ZM122 253V252H121ZM123 253H125V251H123ZM182 253V254H181ZM4 254V253H3ZM24 254V253H23ZM60 254V255H61ZM84 254V253H83ZM96 254H100V253H97L96 252ZM103 254V257H105L104 256V253H102ZM185 254H187V253H185ZM6 255H8V253L7 254H5L4 256H6ZM13 254H11V256H12ZM66 255L68 256V254L66 253ZM192 254H190V256H191ZM65 256V255H64ZM73 256H76V254L75 255H73ZM97 256V255H96ZM100 256H101V254H100ZM110 256V257H111ZM186 256V255H185ZM185 256H183V257H185ZM12 257H14V256H12ZM19 257V256H18ZM66 257V256H65ZM70 257H71V255H70ZM109 257V258H110ZM117 257V256H116ZM119 257V256H118ZM121 257V256H120ZM8 258V257H7ZM25 258V257H24ZM24 258H22L23 260H24ZM62 258V257H61ZM98 258V257H97ZM96 258V259H97ZM112 258V257H111ZM114 258V257H113ZM178 258V259H179ZM189 257H185V259H188ZM16 259V258H15ZM101 259V258H100ZM122 259H123V257H122ZM125 259V260H126ZM134 259V260H133ZM184 259V260H185ZM10 260V259H9ZM20 260H21V258H20ZM23 260H21V262H23ZM97 260H99V259H97ZM136 260V262H134ZM101 261V260H100ZM11 262H12V259H11ZM26 261H24V263H25ZM105 262V261H104ZM108 263H109V261H107ZM111 262V261H110ZM119 262H121L120 260H119ZM128 262V261H127ZM14 263V262H13ZM27 263V262H26ZM129 263H130V261H129ZM131 263V264H132ZM18 264H19V262H18ZM22 264V263H21ZM28 264V263H27ZM32 264V263H31ZM106 264V263H105ZM119 264V263H118Z\"/></svg>",
	"mask_w": 264,
	"mask_h": 264
},
{
	"label": "crops",
	"instance_id": "3",
	"mask_svg": "<svg viewBox=\"0 0 264 264\" xmlns=\"http://www.w3.org/2000/svg\"><path fill=\"white\" fill-rule=\"evenodd\" d=\"M263 197H252L230 227L217 228L219 236L204 241L202 251L182 264H264ZM234 210L238 211L237 206Z\"/></svg>",
	"mask_w": 264,
	"mask_h": 264
}]
</instances>
